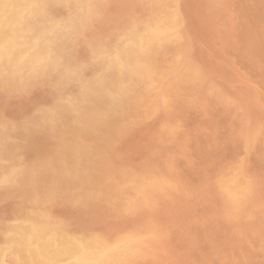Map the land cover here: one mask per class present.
I'll use <instances>...</instances> for the list:
<instances>
[{"label":"rangeland","instance_id":"374dc122","mask_svg":"<svg viewBox=\"0 0 264 264\" xmlns=\"http://www.w3.org/2000/svg\"><path fill=\"white\" fill-rule=\"evenodd\" d=\"M44 1H45V4L47 3L46 4L47 6H45ZM50 1L51 0H42L43 2L42 3L41 0H37V1L36 0H28V1L26 0H18V1L17 0H4V1L0 0V41L2 42V44L0 42V48H1L0 49V56H1L0 61L1 62L4 61V63L0 62V65L1 64L3 65L0 67V87H1L0 88V118H1L0 119V137L3 136L2 139L0 138V140H2L0 142V152L4 151L3 153L2 152L0 153V162H1L0 163L1 164L0 165V174H1L0 176L1 177L0 178V199L2 200L0 201V239H1L0 240V264H25L24 259L19 256V252H18L19 240L23 236L24 238L29 236L27 238L29 241H31L30 235L34 236V234L38 233L39 227H40V230H45L46 228H51L54 230L56 229L57 232L61 235L74 237V238L78 237V239L87 238V236L88 238H91L94 235V237H92L91 240L95 238V240L93 239L92 241L103 250L104 252L103 260L104 262L107 261L105 262V264H108V263L109 264H115V263L116 264H264V104H263L264 103V53H263L264 52L263 50L264 40H262L264 39V26H263L264 25L263 24L264 23V0H245V1L244 0H212V1L211 0H195V1L194 0H179L180 3L177 0L176 1L175 0H172V1L171 0H168V1L160 0L162 3L158 2L159 0H157L159 4L156 3V0H145V1L144 0H76V1L75 0H66V1L65 0L64 1L63 0H52L51 2ZM85 1H86V4H85ZM22 3L24 4L26 3L27 5L29 4L28 5L29 7L24 4L22 6ZM70 4H72L73 6ZM247 5H252V6H247ZM70 6L71 8L72 7L73 8L71 9ZM176 7L177 9H174ZM21 8H24V9H21ZM155 8L157 11L154 10ZM166 8L168 11L166 10ZM58 9L60 11H58ZM171 9L173 12L171 11ZM219 9H221V11ZM37 10L39 12H37ZM77 10H80V11H77ZM85 10H87L88 12ZM257 10H260L261 12ZM253 11L254 12L256 11V13H254ZM150 12L151 14H149ZM14 13L15 15H13ZM79 13H81L80 19L78 17ZM83 13L84 14L86 13V14L83 15ZM58 15H59V19H58ZM247 15L251 19L247 18ZM250 15L255 18H252ZM81 16H83L84 19ZM178 16H180L181 18ZM171 17H174V18L172 19ZM212 18L214 20L216 19L217 21L215 20L216 21L215 22ZM71 19L72 21H70ZM45 21H46V24H45ZM137 21H140V22H137ZM75 22L77 23L79 22V24ZM56 23H58L59 25L55 26ZM62 23L63 25L61 26ZM141 23L145 26L143 27ZM213 23H216V24H213ZM50 25L52 26V28ZM202 25L204 27H202ZM196 26H197V29H196ZM258 26L260 28H258ZM78 27L80 28L79 30H78ZM86 27H88L87 28L88 30L86 29ZM161 27L163 28V30ZM37 28H39L38 32H37ZM138 28H140L141 30ZM191 28L196 30L194 31L195 34L193 32V29ZM248 28H250V30ZM170 29H172L173 31ZM115 30H117V32ZM177 30L180 33L177 32ZM206 30L208 31V33ZM90 31L92 34L90 33ZM174 31H176V33ZM250 31L252 33L254 31L255 32L252 35ZM39 33H41L42 35H40ZM76 33L78 34L79 37L76 36L77 35ZM53 34L56 36L55 38H53V41H50L52 40V37H54ZM99 34L102 35L103 37L99 36ZM182 34H183V37L181 36ZM186 34L188 35L187 36L188 38L186 37ZM111 35L112 37H110ZM142 35H144V37ZM98 36H99V39L101 40L100 42H98L99 40ZM129 36L130 38H132V40L130 38H129L130 40L127 38ZM66 37L69 39H67ZM92 37L95 39V41L93 40ZM18 38L20 40H15ZM56 38L57 39L59 38V39L57 40ZM179 38L181 39V41ZM156 39H159L160 41ZM87 40L89 41V43L86 42ZM127 40L129 41L127 42ZM143 40L145 42H143ZM46 41H48V43ZM120 41L121 42L124 41V42L121 43ZM40 42L44 44L42 45V43ZM118 42L120 44H118ZM22 43H23V46H22ZM141 43L145 47L141 49L142 51L140 50V48L142 47ZM159 43L160 45H158ZM45 44H47V46ZM77 44H78V47H77ZM81 44H84V45L81 46ZM90 44H92L93 47ZM127 44L129 46H127ZM44 46L45 48H43ZM112 46L114 49L111 48ZM160 46L162 47L159 48ZM100 47H103L104 49ZM119 47L120 49L124 47L125 49L124 48L123 49L125 51L128 50V53L126 52L125 54L124 50L123 49L120 50ZM163 47H164V50H161L163 49ZM59 48H62V49H59ZM194 48H196L195 51H194ZM45 49H48V51H46L45 52L46 55L42 57L41 55L44 54L43 50ZM89 49H92V51H90ZM111 49L115 51L112 52ZM144 50L147 51V55L144 52ZM26 51H27V54H25ZM103 51H104V56H102ZM197 51L199 53H197ZM117 52L119 54H117ZM163 52L166 55H164ZM38 53L40 56H38ZM50 53L51 55H49ZM131 53H133V55H137L138 53L139 56H135L134 58V56ZM148 53L151 55L149 56ZM128 54L131 55V57ZM144 54L146 56V59L144 58L145 56H143ZM192 54H194V56ZM53 55H55L56 57ZM189 55L190 56L192 55V56L188 58ZM33 56L35 58H33ZM46 56L49 61L47 60ZM73 56L75 57L74 59H73ZM53 57L56 59L58 58V59L56 60ZM91 57H93V59H91ZM163 57H164V60H163ZM16 58L17 60H15ZM114 58L115 59L117 58L118 61H121V62H117V59L115 60ZM120 58L121 60H119ZM140 58L145 59V60L141 61ZM26 59H29V61ZM80 59H82L83 61ZM188 59H190V62ZM13 60H15V64ZM66 60L68 61L66 62ZM92 60L93 61L95 60V61L93 62ZM123 60L124 61L126 60V61L124 62ZM198 60L201 62H198ZM44 61L46 62L48 61V63ZM145 61L147 62L146 63L147 65H145ZM101 62H103V64ZM105 62L108 63L109 65L105 64ZM16 63L17 65H20V64L23 65L24 63V65H28V67L25 69H19V67L13 66V65H16ZM69 63L71 66L69 65ZM85 63L86 65H84ZM139 63L141 64L139 65ZM42 64L43 65L47 64L48 66L47 67L41 66ZM90 64H92V66H90ZM96 64L98 65L96 66ZM111 64H112V67H111ZM142 64L143 66H145V68L142 66ZM37 65H40V66L38 67ZM56 65L59 67V70ZM164 65L165 67H163ZM200 65H202L205 68V70ZM116 66L119 69H117ZM159 66L161 67V69L159 68ZM176 66L177 67L179 66L178 69ZM184 66L187 68H185ZM36 67H38L39 69ZM46 68H48V70H46ZM81 68H82V71L80 70ZM120 68L123 70L122 72ZM15 69H17V71ZM70 69L72 70V72H70L71 71ZM158 69L161 70V72L158 71ZM42 71L44 72V75L42 74L43 73ZM140 71L143 72L144 75H142L143 73L141 74ZM97 72H100V73H97ZM156 72L157 73L159 72V73L157 74ZM162 72L165 74H163ZM194 72L197 74H195ZM40 73L42 74V76L40 75ZM52 74H54L55 76L54 75L51 76ZM189 74L190 75L192 74V75L190 76ZM79 75L81 76L79 77ZM128 75H131V76H128ZM55 77H57L56 80H55ZM107 77H109V79H107ZM6 78H8L7 82H6ZM114 78L117 80L115 81ZM118 80H121L122 82L121 81L118 82ZM129 80L130 82H128ZM16 81H18V83ZM24 82H27V83H24ZM54 82L56 84L61 83V87H60V84H58L59 86L58 87L57 85H55ZM62 82L64 83V85ZM113 82L114 84H112ZM117 82L118 84L120 85L123 84V85L120 87V85H118ZM18 84L19 86H21L20 89H19ZM86 84L87 85L89 84V86H87ZM71 85H74V86L71 87ZM99 85H101V87ZM155 85L157 87H154ZM188 85L189 87H187ZM15 86L18 88H15ZM28 86L29 88H27ZM86 86L88 87V89ZM138 86L140 87L139 89H137ZM9 88L10 90H8ZM53 88H55L54 91H53ZM169 88L171 89L172 92L170 91ZM118 89L120 91H118ZM88 90L89 91L91 90V91L89 92ZM132 90H133L134 95L132 93ZM135 90L136 92L137 91L138 92L136 93ZM149 90H152V91H149ZM158 90L160 91V93ZM122 92L123 94H121L120 96L119 94ZM140 92H141V95H139ZM94 93L96 94V96H94L95 95ZM116 93L118 96L116 95ZM162 93L163 95H161ZM64 94H67V95H64ZM104 95L106 96V98ZM145 95L147 96L145 97ZM101 96L105 99H103ZM128 96L129 97L132 96V97L128 99L129 98ZM163 96H164V99H163ZM108 97H110V99ZM115 97L117 99H115ZM135 97L137 99H135ZM124 98L126 100H124ZM172 98L176 99L178 102L176 100H173ZM162 100L164 102L163 105L161 104ZM87 101L89 102L91 101L90 103L92 105ZM172 101L173 103H171ZM56 103H58L59 105H57ZM83 103L88 104L87 106L89 107H87ZM61 104L64 106V108ZM112 104L114 105L112 106ZM167 104L168 105L171 104V106L170 105L168 106ZM117 105H118V108H117V111H115L116 109L114 108H116L115 106ZM58 106L60 107L58 108ZM164 106H166L167 108ZM111 107L113 110L111 109ZM177 107H178V110H177ZM60 109H62V111H60ZM110 110L112 111L110 112ZM149 110L154 112V113L152 112L153 115ZM156 110H157V113H156ZM63 111H66L68 113L63 112ZM69 112H70V115H69ZM87 112H89V115ZM64 113H66L67 115ZM5 114L6 116H4ZM61 114L63 116L65 115V117L63 118ZM73 115L74 116L77 115V116L74 117ZM96 115H97V118L99 117L100 118L97 119ZM104 115H107V116H104ZM131 115H132V118L130 117ZM81 117L83 120L81 119ZM36 118H38L37 121H36ZM73 118L76 120H74ZM113 119L114 120L116 119V120L113 121ZM95 120H97V122ZM27 121L29 123H27ZM87 121L90 123H86ZM118 122L119 124H121V122L123 123L121 124L123 126V129L120 130L122 126L117 124ZM169 122L170 123L172 122V123L170 124ZM75 123H77L76 124L77 126H75ZM174 124L177 126H174ZM53 125H54V128H53ZM96 125L98 126L96 127ZM130 125H132V127ZM35 127L36 128L38 127L37 130ZM163 127L165 128V130L163 129ZM19 130H21V132ZM49 130H51V132ZM88 130H90L89 133H88ZM101 130L102 131L104 130L103 133L101 132ZM110 131L112 134L110 133ZM167 131L168 133H166ZM170 131H171V134H169ZM47 132L49 134H47ZM114 132H115V136L113 135ZM173 132L174 134H172ZM7 133L9 135H7ZM95 133L97 136L95 135ZM68 136L69 137L71 136V137L69 138ZM108 136L109 138L107 139L106 137ZM39 137H41L42 139ZM45 137L46 138L48 137L47 140ZM121 137L123 138V140ZM58 138H61V139H58ZM62 139L64 142L62 141ZM22 146L25 147L26 149L23 148ZM110 146L112 147L114 146V147L111 148ZM124 146L126 148H124ZM95 149L96 150L100 149L101 152L99 151L96 152ZM95 152L97 153V155H94L96 154ZM53 153L55 155H53ZM2 154H4L3 157H2ZM31 156H33L32 159H31ZM17 159L19 161L15 162L17 161ZM82 159L84 160V162ZM71 160L73 161L74 165L71 164L72 163ZM42 162L44 163V165H42ZM58 162H60L62 166ZM72 166L75 168H73ZM96 166H99L100 170ZM130 166H132V168ZM48 167L50 169H53L51 170L52 173L48 169ZM79 167L80 169H78ZM88 168H90L91 170ZM138 168L140 169V171ZM143 168L144 169L146 168V169L144 170ZM116 171H118L117 174H116ZM109 173H111L112 175L110 174V176H108ZM103 174L104 175L106 174L107 176V177L104 176L106 177L105 179L103 177ZM80 175H81V178H80ZM93 176L94 178L92 179ZM125 176L126 178H124ZM71 177H72V180H71ZM51 178L53 181L51 180ZM75 179L76 181H74ZM101 181H103V183ZM44 182L46 186L44 185ZM49 184L50 186L47 187V185ZM77 185H80V186L77 187ZM39 186L41 187L39 188ZM44 186L46 188H44ZM232 186H234L235 188ZM239 186L241 187V189L239 188ZM62 187L63 188L65 187V188L63 189ZM128 187L129 188L131 187V189H129ZM230 189L233 191V193ZM248 189H250V191ZM50 190L52 191L50 192ZM40 191L42 192V194ZM83 191L86 194L87 193L88 194L86 195ZM103 193H105L104 196H103ZM49 194L52 196H49ZM247 195L248 196L250 195L251 197L249 196L250 197L249 198ZM43 196H44V199H41L40 197L43 198ZM45 196H47L48 198H46ZM145 196L149 197V199L146 198ZM142 197H143V200H142ZM247 198H248V201H247ZM41 200H45V201L43 202ZM82 201H83V204H81ZM150 201L152 203H150ZM243 202L246 203V206L245 204H243ZM102 204L103 205L106 204V205L103 206ZM119 204H120V207H118ZM125 204L127 205L125 206ZM226 205H228V207H226ZM22 209H25V210H22ZM53 209H55V211ZM27 215L31 216L32 219L31 217ZM36 216L38 219L36 218ZM41 220H43L44 222H41ZM79 221L82 222L81 225ZM44 223H47L48 225ZM49 224L52 225L53 227L50 226ZM152 225L153 227H151ZM75 226L78 228V230ZM12 228L16 230H13ZM73 228L76 230H74ZM147 231L148 233L152 231L150 232L151 235L147 234ZM75 232H77V234H74ZM154 234L156 235L153 237ZM145 235L147 238L145 237ZM135 238L139 241V243ZM148 238H150V240ZM151 238H153V241ZM127 240H130V241H127ZM141 240L143 243L141 242ZM123 241L126 242L127 246L129 245L130 247L128 246L126 248V243H124ZM133 241L137 243H134ZM145 241H148V242H145ZM121 244L122 246H124L123 248L121 246V249L124 251L120 249ZM134 244H136L137 246ZM144 245H148V246L144 247ZM131 247H132L131 249L132 251L130 250ZM146 247H148L147 248L148 250L146 249ZM117 249L118 251H120L119 253L116 252ZM107 252H110V254L108 253L109 255H107ZM130 252L134 254L131 256L130 254L132 253ZM111 253L112 254L114 253V255H112ZM113 258H115V260H113ZM118 259L120 260L117 261ZM92 260L94 264H98L99 262L97 258L92 259ZM70 261L72 264H78L77 258H72Z\"/></svg>","mask_w":264,"mask_h":264},{"label":"bare ground","instance_id":"6f19581e","mask_svg":"<svg viewBox=\"0 0 264 264\" xmlns=\"http://www.w3.org/2000/svg\"><path fill=\"white\" fill-rule=\"evenodd\" d=\"M3 1H4V0H3ZM17 1H18V0H17ZM26 1H28V0H26ZM36 1H37V0H36ZM51 1H52V0H51ZM51 1H50V2H51ZM63 1H64V0H63ZM65 1H66V0H65ZM75 1H76V0H75ZM144 1H145V0H144ZM144 1H143V2H144ZM167 1H168V0H167ZM171 1H172V0H171ZM175 1H176V0H175ZM177 1L179 2V0H177ZM194 1H195V0H194ZM211 1H212V0H211ZM244 1H245V0H244ZM34 2H35V1H34ZM41 2H42V0H41ZM46 2H47V1H46ZM50 2H49V3H50ZM140 2H141V1H140ZM147 2H148V1H147ZM153 2H154V1H153ZM158 2L162 3L160 0H159ZM158 2H157V0H156V3H158ZM164 2H165V1H164ZM183 2H184V1H183ZM1 3H3V2H1ZM28 3H29V2H28ZM36 3H38V2H36ZM42 3H43V2H42ZM42 3H41V4H42ZM56 3H57V1H56ZM58 3H59V2H58ZM69 3H70V2H69ZM76 3H78V2H76ZM80 3H81V2H80ZM90 3H91V1H90ZM104 3H105V2H104ZM149 3H150V2H149ZM156 3H155V4H156ZM169 3H170V2H169ZM169 3H168V4H169ZM179 3H180V2H179ZM205 3H206V2H205ZM244 3H245V2H244ZM11 4H12V3H11ZM15 4H16V3H15ZM23 4H24V3H22V6H23ZM41 4H39V5H41ZM44 4H45V1H44ZM46 4H47V3H46ZM46 4H45V6H47ZM85 4H86V1H85ZM153 4H154V3H153ZM153 4H152V5H153ZM158 4H159V3H158ZM203 4H204V3H203ZM1 5H2V4H1ZM3 5H4V4H3ZM13 5H14V4H13ZM24 5H27V4L25 3ZM28 5H29V4H28ZM28 5H27V6H28ZM51 5H53V4H51ZM54 5H55V4H54ZM64 5H65V4H64ZM70 5H72V4H70ZM75 5H76V4H75ZM79 5H80V4H79ZM90 5H91V4H90ZM93 5H94V4H93ZM149 5H150V4H149ZM149 5H148V6H149ZM152 5H151V6H152ZM160 5H161V4H160ZM165 5H166V3H165ZM172 5H173V4H172ZM195 5H196V4H195ZM195 5H194V6H195ZM205 5H206V4H205ZM205 5H204V6H205ZM209 5H210V4H209ZM209 5H208V6H209ZM244 5H245V4H244ZM9 6H10V5H9ZM45 6H43V7H45ZM55 6H56V5H55ZM72 6H73V5H72ZM76 6H77V5H76ZM107 6H108V5H107ZM161 6H162V5H161ZM163 6H164V5H163ZM176 6H177V5H176ZM227 6H228V5H227ZM247 6H252V5H247ZM247 6H246V8H247ZM25 7H26V6H25ZM28 7H29V6H28ZM41 7H42V6H41ZM61 7H62V6H61ZM98 7H99V6H98ZM146 7H147V6H146ZM164 7H165V6H164ZM164 7H163V9H164ZM169 7H170V6H169ZM174 7H175V6H174ZM39 8H40V7H39ZM48 8H49V7H48ZM56 8H57V7H56ZM70 8H71V6H70ZM72 8H73V7H72ZM72 8H71V9H72ZM76 8H77V7H76ZM76 8H74V9H76ZM90 8H91V7H90ZM149 8H150V7H149ZM157 8H158V6H157ZM167 8H168V7H167ZM167 8H166V10H167ZM195 8H196V7H195ZM203 8H205V7H203ZM203 8H202V9H203ZM21 9H24V8H21ZM25 9H26V8H25ZM42 9H43V8H42ZM94 9H95V8H94ZM97 9H98V8H97ZM102 9H103V8H102ZM160 9H161V8H160ZM169 9H170V8H169ZM174 9H177V7L174 8ZM189 9H190V8H189ZM199 9H200V8H199ZM250 9H251V8H250ZM259 9H261V8H259ZM1 10H2V9H1ZM9 10H11V9H9ZM47 10H49V9H47ZM87 10H88V9H87ZM87 10H85V11H87ZM154 10L157 11L156 8H155ZM166 10H165V11H166ZM195 10H196V9H195ZM197 10H198V9H197ZM219 10L221 11V9H219ZM262 10H263V9H262ZM5 11H6V10H5ZM40 11H41V9H40ZM43 11H44V10H43ZM58 11H60V10L58 9ZM77 11H80V10H77ZM82 11H83V10H82ZM145 11H146V10H145ZM145 11H144V12H145ZM148 11H149V10H148ZM152 11H153V10H152ZM162 11H163V10H162ZM167 11H168V10H167ZM171 11H172V9H171ZM177 11H178V10H177ZM248 11H249V10H248ZM257 11H260V10H257ZM1 12H2V11H1ZM7 12H8V11H7ZM21 12H22V11H21ZM37 12H39V11L37 10ZM61 12H63V11H61ZM65 12H66V11H65ZM74 12H76V11H74ZM87 12H88V11H87ZM163 12H164V11H163ZM169 12H170V10H169ZM172 12H173V11H172ZM184 12H185V11H184ZM195 12H196V11H195ZM218 12H219V11H218ZM253 12H254V11H253ZM260 12H261V11H260ZM15 13H16V12H15ZM15 13H14L13 15H15ZM17 13H18V12H17ZM33 13H34V11H33ZM44 13H45V12H44ZM47 13H48V12H47ZM57 13H58V12H57ZM147 13H148V12H147ZM177 13H178V12H177ZM179 13H180V12H179ZM202 13H203V12H202ZM222 13H223V12H222ZM234 13H235V12H234ZM246 13H247V12H246ZM246 13H245V14H246ZM248 13H249V12H248ZM254 13H256V11H255ZM26 14H27V13H26ZM28 14H29V13H28ZM76 14H77V13H76ZM80 14H81V13H79V16H78L79 19H80ZM85 14H86V13H85ZM85 14L83 13V15H85ZM103 14H104V12H103ZM149 14H151V12H150ZM153 14H154V13H153ZM153 14H152V15H153ZM167 14H168V13H167ZM184 14H185V13H184ZM189 14H190V13H189ZM197 14H198V13H197ZM210 14H211V13H210ZM259 14H260V13H259ZM262 14H263V12H262ZM1 15H2V14H1ZM62 15H63V14H62ZM74 15H75V14H74ZM92 15H93V14H92ZM96 15H97V14H96ZM169 15H170V14H169ZM206 15H207V14H206ZM216 15H217V14H216ZM252 15H253V13H252ZM34 16H35V15H34ZM53 16H55V15H53ZM88 16H89V14H88ZM98 16H99V15H98ZM201 16H202V15H201ZM250 16H251V15H250ZM256 16H257V14H256ZM260 16H261V15H260ZM14 17H15V16H14ZM27 17H28V16H27ZM36 17H37V16H36ZM56 17H57V16H56ZM81 17L83 18V16H81ZM92 17H94V16H92ZM131 17H133V16H131ZM131 17H130V18H131ZM137 17H138V16H137ZM153 17H154V16H153ZM153 17H152V18H153ZM176 17H177V16H176ZM178 17H180V16H178ZM183 17H184V16H183ZM205 17H206V16H205ZM218 17H219V16H218ZM221 17H222V16H221ZM251 17H252V16H251ZM12 18H13V17H12ZM25 18H26V17H25ZM31 18H32V17H31ZM41 18H42V17H41ZM44 18H45V17H44ZM44 18H43V19H44ZM63 18H64V17H63ZM75 18H76V17H75ZM86 18H87V17H86ZM138 18H139V17H138ZM145 18H146V17H145ZM168 18H169V16H168ZM171 18L173 19L174 17H171ZM180 18H181V17H180ZM216 18H217V17H216ZM247 18H250V17H248V15H247ZM252 18H255V17H252ZM258 18H259V17H258ZM3 19H5V18H3ZM3 19H2V20H3ZM23 19H24V18H23ZM28 19H29V18H28ZM38 19H39V18H38ZM46 19H48V18H46ZM58 19H59V15H58ZM67 19H68V18H67ZM83 19H84V18H83ZM83 19H82V20H83ZM91 19H92V18H91ZM94 19H95V18H94ZM101 19H102V17H101ZM101 19H100V20H101ZM205 19H206V18H205ZM212 19H213V18H212ZM220 19H221V18H220ZM224 19H225V18H224ZM224 19H223V20H224ZM250 19H251V18H250ZM6 20H7V19H6ZM19 20H20V19H19ZM56 20H57V19H56ZM60 20H61V19H60ZM68 20H69V19H68ZM74 20H76V19H74ZM87 20H89V19H87ZM92 20H93V19H92ZM137 20H138V19H137ZM143 20H144V19H143ZM159 20H160V19H159ZM206 20H207V19H206ZM213 20H214V19H213ZM215 20H216V19H215ZM215 20H214V21H215ZM252 20H254V19H252ZM256 20H257V19H256ZM256 20H255V21H256ZM25 21H27V20H25ZM31 21H32V20H31ZM35 21H36V20H35ZM46 21H47V20H46ZM46 21H45V24H46ZM52 21H53V19H52ZM70 21H72V19H71ZM70 21H69V22H70ZM77 21H78V20H77ZM85 21H86V20H85ZM126 21H127V20H126ZM181 21H182V20H181ZM216 21H217V20H216ZM216 21H215V22H216ZM261 21H262V20H261ZM4 22H5V21H4ZM16 22H17V21H16ZM19 22H20V21H19ZM82 22H83V21H82ZM95 22H96V21H95ZM95 22H94V23H95ZM98 22H99V21H98ZM137 22H140V21H137ZM172 22H174V21H172ZM185 22H186V21H185ZM199 22H200V21H199ZM206 22H207V21H206ZM251 22H253V21H251ZM8 23H9V22H8ZM14 23H15V22H14ZM21 23H22V22H21ZM21 23H19V24H21ZM30 23H31V22H30ZM75 23H77V22H75ZM75 23H74V25H75ZM94 23H93V24H94ZM133 23H134V22H133ZM143 23H144V22H143ZM182 23H184V22H182ZM190 23H191V22H190ZM190 23H189V24H190ZM208 23H209V22H208ZM259 23H260V22H259ZM45 24H44V25H45ZM54 24H55V23H54ZM70 24H71V23H70ZM77 24H79V22H78ZM86 24H87V23H86ZM89 24H90V23H89ZM93 24H92V26H93ZM128 24H129V23H128ZM141 24H142V23H141ZM179 24H180V23H179ZM192 24H193V23H192ZM203 24H204V23H203ZM213 24H216V23H213ZM217 24H218V23H217ZM254 24H255V23H254ZM256 24H257V23H256ZM263 24H264V23H263ZM5 25H6V24H5ZM26 25H27V24H26ZM32 25H33V24H32ZM44 25H42V26H44ZM47 25H48V24H47ZM58 25H59V24L56 23L55 26H58ZM62 25H63V23L61 24V26H62ZM64 25H66V24H64ZM71 25H72V24H71ZM90 25H91V24H90ZM142 25H143V24H142ZM161 25H162V24H161ZM181 25H182V24H181ZM250 25H251V24H250ZM252 25H253V24H252ZM13 26H14V25H13ZM28 26H29V24H28ZM50 26H51V25H50ZM69 26H70V25H69ZM84 26H85V25H84ZM88 26H89V25H88ZM123 26H124V25H123ZM125 26H126V25H125ZM128 26H129V25H128ZM144 26H145V25H143V27H144ZM200 26H201V25H200ZM205 26H206V25H205ZM263 26H264V25H263ZM26 27H27V26H26ZM47 27H48V26H47ZM81 27H83V26H81ZM90 27H91V26H90ZM121 27H122V26H121ZM121 27H120V28H121ZM139 27H140V26H139ZM150 27H151V26H150ZM158 27H159V26H158ZM162 27H163V26H162ZM162 27H161V28H162ZM202 27H204V26L202 25ZM211 27H212V26H211ZM211 27H210V29H211ZM216 27H217V26H216ZM249 27H250V26H249ZM254 27H255V26H254ZM20 28H21V27H20ZM41 28H42V27H41ZM51 28H52V26H51ZM65 28H66V27H65ZM67 28H68V27H67ZM87 28H88V27H86V29H87ZM96 28H97V27H96ZM126 28H127V27H126ZM183 28H184V27H183ZM183 28H182V29H183ZM185 28H186V27H185ZM221 28H222V27H221ZM255 28H256V27H255ZM258 28H260V27L258 26ZM262 28H263V27H262ZM3 29H4V28H3ZM38 29H39V28H37V32H38ZM53 29H54V27H53ZM76 29H77V28H76ZM79 29H80V28L78 27V30H79ZM93 29H94V28H93ZM116 29H117V28H116ZM128 29H129V28H128ZM136 29H137V27H136ZM138 29H140V28H138ZM142 29H143V28H142ZM176 29H178V28H176ZM191 29H193V28H191ZM196 29H197V26H196ZM218 29H219V28H218ZM218 29H217V30H218ZM223 29H224V28H223ZM248 29L250 30V28H248ZM20 30H21V29H20ZM20 30H19V31H20ZM40 30H42V29H40ZM51 30H52V29H51ZM59 30H60V29H59ZM74 30H75V28H74ZM87 30H88V29H87ZM91 30H92V29H91ZM122 30H123V29H122ZM140 30H141V29H140ZM145 30H146V29H145ZM162 30H163V28H162ZM170 30H172V29H170ZM11 31H12V30H11ZM11 31H10V33H11ZM14 31H15V30H14ZM27 31H28V30H27ZM34 31H36V30H34ZM47 31H49V30H47ZM47 31H46V33H47ZM63 31H64V29H63ZM93 31H94V30H93ZM115 31L117 32V30H115ZM120 31H121V30H120ZM129 31H130V30H129ZM133 31H134V30H133ZM135 31H136V30H135ZM157 31H158V30H157ZM159 31H160V30H159ZM172 31H173V30H172ZM184 31H185V30H184ZM194 31H196V30L193 29V32H194ZM206 31H207V30H206ZM262 31H263V30H262ZM21 32H22V31H21ZM21 32H20V33H21ZM37 32H36V33H37ZM67 32H68V30H67ZM75 32H76V31H75ZM84 32H86V31H84ZM94 32H95V31H94ZM111 32H112V31H111ZM124 32H125V30H124ZM136 32H137V31H136ZM142 32H143V30H142ZM142 32H141V33H142ZM174 32L176 33V31H174ZM177 32H179V31L177 30ZM188 32H189V31H188ZM250 32H251V31H250ZM254 32H255V31H254ZM254 32H253V33H254ZM27 33H28V32H27ZM49 33H50V32H49ZM58 33H59V32H58ZM73 33H74V32H73ZM73 33H72V34H73ZM87 33H88V32H87ZM90 33H91V31H90ZM109 33H110V32H109ZM109 33H108V34H109ZM169 33H170V32H169ZM179 33H180V32H179ZM207 33H208V31H207ZM251 33H252V32H251ZM251 33H250V34H251ZM253 33H252V35H253ZM256 33H257V32H256ZM258 33H259V32H258ZM13 34H14V33H13ZM15 34H16V33H15ZM22 34H23V33H22ZM39 34L42 35L41 33H39ZM54 34H55V33H54ZM54 34H53V35H54ZM59 34H60V33H59ZM63 34H64V33H63ZM67 34H68V33H67ZM76 34H77V33H76ZM91 34H92V33H91ZM105 34H107V33H105ZM119 34H120V32H119ZM122 34H124V33H122ZM127 34H128V33H127ZM151 34H152V33H151ZM194 34H195V32H194ZM196 34H197V33H196ZM4 35H5V34H4ZM4 35H3V36H4ZM46 35H47V34H46ZM64 35H65V34H64ZM73 35H74V34H73ZM109 35H110V34H109ZM109 35H108V36H109ZM157 35H158V34H157ZM161 35H162V33H161ZM169 35H170V34H169ZM214 35H215V34H214ZM228 35H229V34H228ZM252 35H251V36H252ZM262 35H263V34H262ZM55 36H56V35H54V37H52V40H50V41H53V38H55ZM57 36H58V35H57ZM65 36H66V35H65ZM65 36H64V37H65ZM76 36H78V34H77ZM91 36H92V35H91ZM99 36H102V35L99 34ZM99 36H98V39H99ZM130 36H131V35H130ZM130 36L127 37V38L129 39ZM138 36H139V34H138ZM142 36L144 37V35H142ZM146 36H147V35H146ZM170 36H171V35H170ZM181 36L183 37V34H182ZM187 36H188V35L186 34V37H187ZM257 36H258V35H257ZM257 36H256V37H257ZM13 37H14V36H13ZM42 37H43V36H42ZM78 37H79V36H78ZM95 37H96V36H95ZM102 37H103V36H102ZM110 37H112V35H111ZM117 37H118V36H117ZM120 37H121V36H120ZM131 37H132V36H131ZM143 37H142V39H143ZM168 37H169V36H168ZM182 37H180V38H182ZM191 37H192V36H191ZM195 37H196V35H195ZM3 38H4V37H3ZM14 38H15V37H14ZM20 38H21V37H20ZM59 38H60V37H59ZM59 38H58V39H59ZM66 38H67V37H66ZM71 38H72V37H71ZM71 38H70V39H71ZM84 38H85V37H84ZM92 38H93V37H92ZM104 38H105V37H104ZM104 38H103V39H104ZM108 38H109V37H108ZM118 38H119V37H118ZM123 38H124V37H123ZM127 38H126V39H127ZM136 38H138V37H136ZM139 38H140V37H139ZM180 38H179V39H180ZM187 38H188V37H187ZM5 39H6V38H5ZM39 39H40V37H39ZM56 39H57V38H56ZM58 39H57V40H58ZM67 39H69V38H67ZM75 39H76V38H75ZM86 39H87V37H86ZM106 39H107V38H106ZM109 39H110V38H109ZM124 39H125V38H124ZM130 39L132 40V38H130ZM130 39H129V40H130ZM162 39H163V38H162ZM182 39H184V38H182ZM192 39H193V38H192ZM15 40H20V39L18 38V39H15ZM22 40H23V39H22ZM22 40H21V41H22ZM73 40H74V39H73ZM93 40L95 41L94 38H93ZM104 40H105V39H104ZM118 40H119V39H118ZM129 40H127V42H128ZM156 40H159V39H156ZM186 40H187V39H186ZM198 40H199V39H198ZM262 40H264V39H262ZM24 41H25V40H24ZM44 41H45V40H44ZM44 41H43V42H44ZM54 41H55V40H54ZM62 41H64V40H62ZM75 41H76V40H75ZM75 41H74V42H75ZM77 41H78V40H77ZM84 41H85V40H84ZM91 41H92V40H91ZM91 41H90V42H91ZM100 41H101V40L99 39L98 42H100ZM106 41H107V40H106ZM112 41H113V40H112ZM154 41H155V39H154ZM154 41H152V42H154ZM159 41H160V40H159ZM170 41H171V40H170ZM180 41H181V39H180ZM0 42H1V41H0ZM10 42H11V41H10ZM13 42H14V41H13ZM35 42H36V41H35ZM46 42L48 43V41H46ZM86 42L89 43L88 40H87ZM102 42H103V40H102ZM102 42H101V43H102ZM120 42H121V41H120ZM123 42H124V41H123ZM123 42H121V43H123ZM130 42H131V41H130ZM132 42H133V41H132ZM143 42H145V41L143 40ZM190 42H191V41H190ZM20 43H21V42H20ZM30 43H31V42H30ZM38 43H39V42H38ZM40 43H42V42H40ZM65 43H66V41H65ZM77 43H78V42H77ZM82 43H83V42H82ZM106 43H107V42H106ZM139 43H140V42H139ZM171 43H173V42H171ZM181 43H182V42H181ZM191 43H192V42H191ZM1 44H2V42H1ZM43 44H44V43H42V45H43ZM50 44H51V43H50ZM50 44H48V45H50ZM58 44H59V42H58ZM62 44H63V42H62ZM69 44H70V43H69ZM73 44H75V43H73ZM93 44H94V43H93ZM96 44H97V43H96ZM114 44H115V43H114ZM118 44H120V43L118 42ZM124 44H125V43H124ZM150 44H151V43H150ZM156 44H157V43H156ZM156 44H155V45H156ZM178 44H179V43H178ZM186 44H187V43H186ZM10 45H11V44H10ZM45 45L47 46V44H45ZM54 45H55V44H54ZM54 45H53V46H54ZM82 45H84V44H81V46H82ZM90 45H92V44H90ZM97 45H98V44H97ZM122 45H123V44H122ZM138 45H140V44H138ZM141 45H142V47L140 48V50L143 49V47H144L142 43H141ZM144 45H145V44H144ZM147 45H148V44H147ZM152 45H153V43H152ZM158 45H160V43H159ZM198 45H200V44H198ZM8 46H9V45H8ZM11 46H12V45H11ZM16 46H17V45H16ZM22 46H23V43H22ZM34 46H35V45H34ZM36 46H37V45H36ZM72 46H73V45H72ZM72 46H71V48H72ZM94 46H96V45H94ZM99 46H100V45H99ZM103 46H104V45H103ZM115 46H116V45H115ZM127 46H129V45L127 44ZM262 46H263V45H262ZM2 47H4V46H2ZM13 47H15V46H13ZM58 47H59V46H58ZM77 47H78V44H77ZM77 47H76V48H77ZM86 47H87V46H86ZM90 47H91V46H90ZM92 47H93V45H92ZM107 47H108V45H107ZM116 47H117V46H116ZM120 47H121V45H120ZM120 47H119V49H120ZM130 47H131V46H130ZM161 47H162V46H160L159 48H161ZM164 47H165V46H164ZM164 47H163V49H161V50H164ZM170 47H171V46H170ZM176 47H177V46H176ZM178 47H179V46H178ZM196 47H197V46H196ZM263 47H264V46H263ZM7 48H8V47H7ZM18 48H19V47H18ZM25 48H26V47H25ZM32 48H33V47H32ZM43 48H45V46H44ZM50 48H51V47H50ZM97 48H98V47H97ZM100 48L104 49L103 47H100ZM111 48H113V46H112ZM123 48H124V47H122L121 49H123ZM144 48H145V47H144ZM147 48H148V47H147ZM172 48H174V47H172ZM172 48H171V49H172ZM0 49H1V48H0ZM13 49H14V48H13ZM13 49H12V50H13ZM53 49H54V47H53ZM59 49H62V48H59ZM66 49H67V48H66ZM113 49H114V48H113ZM117 49H118V48H117ZM119 49H118V50H119ZM121 49H120V50H121ZM124 49H125V48H124ZM124 49H123V50H124ZM131 49H133V48H131ZM148 49H149V48H148ZM154 49H155V48H154ZM165 49H167V48H165ZM195 49H196V48H194V51H195ZM12 50H11V51H12ZM23 50H24V49H23ZM23 50H21V51H23ZM49 50H50V49H49ZM73 50H74V48H73ZM85 50H86V49H85ZM89 50L92 51V49H89ZM111 50H112V49H111ZM111 50H110V51H111ZM118 50H116V51H118ZM120 50H119V51H120ZM145 50H146V49H145ZM145 50H144V52H145L146 55H147V51H145ZM169 50H170V49H169ZM174 50H175V49H174ZM197 50H198V49H197ZM263 50H264V48H263ZM19 51H20V50H19ZM46 51H48V49L43 50V53H44V54L41 55L42 57H44V56L46 55V53H45ZM52 51H53V50H52ZM54 51H55V50H54ZM64 51H65V50H64ZM69 51H70V50H69ZM96 51H97V50H96ZM100 51H101V50H100ZM107 51H108V50H107ZM107 51H106V52H107ZM113 51H115V50H112V52H113ZM134 51H135V50H134ZM134 51H132V52H134ZM141 51H142V50H141ZM148 51H149V50H148ZM151 51H152V50H151ZM158 51H159V49H158ZM166 51H168V50H166ZM194 51H193V52H194ZM5 52H6V51H5ZM16 52H17V50H16ZM62 52H63V51H62ZM77 52H78V51H77ZM81 52H82V50H81ZM94 52H95V51H94ZM126 52L128 53V50H126V51L124 50V53H125V54H126ZM129 52H130V51H129ZM155 52H156V51H155ZM160 52H161V51H160ZM51 53H52V52H51ZM51 53H50L49 55H51ZM66 53H67V51H66ZM95 53H96V52H95ZM98 53H99V52H98ZM98 53H97V55H98ZM100 53H101V52H100ZM102 53H103L102 56H104V51H103ZM115 53H116V52H115ZM122 53H123V52H122ZM124 53H123V54H124ZM138 53H139V52H138ZM138 53H137V55H133V53H131V54H132V55L134 56V58H135V56H139ZM149 53H150V52H149ZM149 53H148V54H149ZM157 53H158V52H157ZM168 53H169V52H168ZM190 53H191V52H190ZM197 53H199V52L197 51ZM263 53H264V52H263ZM2 54H4V53H2ZM2 54H1V55H2ZM10 54H11V53H10ZM17 54H18V53H17ZM25 54H27V51H26ZM25 54H24V55H25ZM58 54H59V53H58ZM62 54H63V53H62ZM70 54H71V53H70ZM91 54H92V53H91ZM111 54H112V53H111ZM113 54H114V53H113ZM117 54H119V53L117 52ZM117 54H116V55H117ZM134 54H135V53H134ZM160 54H161V53H160ZM160 54H159V55H160ZM163 54H164V52H163ZM169 54H170V53H169ZM171 54H172V53H171ZM176 54H177V53H176ZM5 55H6V54H5ZM24 55H23V57H24ZM55 55H56V54H55ZM55 55H53V56H55ZM106 55H107V54H106ZM114 55H115V54H114ZM128 55H129V54H128ZM150 55H151V54H149V56H150ZM164 55H166V54H164ZM164 55H163V56H164ZM172 55H173V54H172ZM178 55H179V54H178ZM192 55L194 56V54H192ZM192 55H191V56H192ZM17 56H18V55H17ZM38 56H40L39 53H38ZM63 56H64V55H63ZM68 56H69V55H68ZM71 56H72V55H71ZM92 56H94V55H92ZM95 56H96V55H95ZM107 56H108V55H107ZM129 56L131 57V55H129ZM140 56H141V55H140ZM143 56H145V54H144ZM149 56H147V57H149ZM179 56H180V55H179ZM191 56L189 55L188 58H190ZM0 57H1V56H0ZM6 57H7V56H6ZM42 57H41V58H42ZM55 57H56V56H55ZM61 57H62V56H61ZM65 57H66V56H65ZM65 57H64V58H65ZM113 57H115V56H113ZM141 57H142V56H141ZM165 57H166V56H165ZM171 57H172V56H171ZM173 57H174V56H173ZM175 57H176V56H175ZM18 58H19V57H18ZM27 58H28V57H27ZM33 58H35V57L33 56ZM46 58H47V56H46ZM53 58H54V57H53ZM66 58H67V57H66ZM74 58H75V57L73 56V59H74ZM83 58H84V57H83ZM98 58H99V56H98ZM98 58H97V59H98ZM110 58H112V57H110ZM125 58H126V57H125ZM125 58H124V59H125ZM136 58H138V57H136ZM144 58L146 59V56H145ZM151 58H152V57H151ZM156 58H157V57H156ZM167 58H168V57H167ZM182 58H183V57H182ZM7 59H8V58H7ZM21 59H22V58H21ZM54 59H56V58H54ZM57 59H58V58H57ZM57 59H56V60H57ZM71 59H72V58H71ZM91 59H93V57H91ZM104 59H105V58H104ZM106 59H107V58H106ZM108 59H109V58H108ZM114 59H115V58H114ZM116 59H117V58H116ZM116 59H115V60H116ZM126 59H127V58H126ZM140 59H141V58H140ZM145 59H141V61H142V60H145ZM148 59H149V58H148ZM148 59H147V60H148ZM154 59H155V58H154ZM3 60H5V59H3ZM15 60H17V58H16ZM15 60H13V61H14V64H15ZM26 60L29 61V59H26ZM30 60H31V59H30ZM32 60H33V59H32ZM47 60H48V58H47ZM50 60H51V59H50ZM52 60H53V59H52ZM63 60H64V59H63ZM80 60H82V59H80ZM109 60H110V59H109ZM112 60H113V59H112ZM119 60H121V58H120ZM128 60H129V59H128ZM137 60H138V59H137ZM163 60H164V57H163ZM188 60H189V62H190V59H188ZM20 61H21V60H20ZM42 61H43V60H42ZM48 61H49V60H48ZM48 61H47V62L44 61V62L48 63ZM67 61H68V60H66V62H67ZM71 61H72V60H71ZM77 61H78V60H77ZM82 61H83V60H82ZM92 61H93V60H92ZM92 61H91V62H92ZM94 61H95V60H94ZM94 61H93V62H94ZM123 61H124V60H123ZM125 61H126V60H125ZM125 61H124V62H125ZM134 61H135V60H134ZM148 61H149V60H148ZM169 61H170V60H169ZM173 61H174V60H173ZM212 61H213V60H212ZM0 62H1V61H0ZM2 62L4 63V61H2ZM2 62H1V63H2ZM7 62H8V61H7ZM17 62H18V61H17ZM23 62H24V61H23ZM25 62H26V61H25ZM34 62H35V61H34ZM40 62H41V61H40ZM69 62H70V61H69ZM97 62H98V61H97ZM117 62H121V61H118V59H117ZM127 62H128V61H127ZM155 62H156V61H155ZM161 62H162V61H161ZM198 62H201V61L198 60ZM5 63H6V62H5ZM11 63H13V62H11ZM31 63H33V62H31ZM56 63H57V62H56ZM74 63H75V62H74ZM74 63H73V64H74ZM82 63H83V62H82ZM87 63H88V62H87ZM95 63H96V62H95ZM101 63L103 64V62H101ZM113 63H114V62H113ZM142 63H143V62H142ZM146 63H147V62L145 61V65H147ZM151 63H152V62H151ZM151 63H150V64H151ZM159 63H160V62H159ZM168 63H169V62H168ZM28 64H29V63H28ZM36 64H38V63H36ZM53 64H54V63H53ZM64 64H65V63H64ZM66 64H67V63H66ZM78 64H79V63H78ZM88 64H89V63H88ZM105 64H108V63L105 62ZM119 64H120V63H119ZM129 64H131V63H129ZM140 64H141V63H139V65H140ZM154 64H155V63H154ZM163 64H164V63H163ZM170 64H171V63H170ZM178 64H179V63H178ZM190 64H191V63H190ZM11 65H12V64H11ZM57 65H58V64H57ZM57 65H56V66H57ZM69 65H70V63H69ZM75 65H76V64H75ZM80 65H81V64H80ZM84 65H86V63H85ZM97 65H98V64H96V66H97ZM100 65H101V64H100ZM100 65H99V66H100ZM108 65H109V64H108ZM139 65H138V66H139ZM165 65H167V64H165ZM165 65H164L163 67H165ZM206 65H207V64H206ZM1 66H3V65L1 64L0 67H1ZM13 66H15V67H19V69H25V68L28 67V65H24V63H23V65H22V64L17 65V63H16V65H13ZM29 66H30V65H29ZM32 66H33V65H32ZM32 66H31V67H32ZM37 66L39 67L40 65H37ZM41 66H45V67H47L48 65H47V64H45V65L42 64ZM70 66H71V65H70ZM87 66H88V65H87ZM90 66H92V64H90ZM142 66H143V64H142ZM160 66H161V65H160ZM160 66H159V68L161 69ZM200 66H202V65H200ZM38 67H36V68H38ZM57 67H58V66H57ZM74 67H76V66H74ZM77 67H78V66H77ZM106 67H107V66H106ZM111 67H112V64H111ZM116 67H117V66H116ZM119 67H120V66H119ZM143 67L145 68V66H143ZM143 67H142V69H143ZM151 67H152V65H151ZM163 67H162V68H163ZM176 67H177V66H176ZM178 67H179V66H178ZM178 67H177V69H178ZM184 67H185V66H184ZM40 68H41V67H40ZM43 68H44V67H43ZM43 68H42V70H43ZM52 68H53V67H52ZM60 68H61V67H60ZM70 68H71V67H70ZM78 68H79V67H78ZM104 68H105V67H104ZM113 68H114V66H113ZM154 68H155V66H154ZM166 68H168V67H166ZM185 68H187V67H185ZM202 68H204V67L202 66ZM17 69H18V68H17ZM17 69H15V70L17 71ZM38 69H39V68H38ZM44 69H45V68H44ZM61 69H62V68H61ZM75 69H76V68H75ZM89 69H90V68H89ZM98 69H99V68H98ZM106 69H108V68H106ZM106 69H105V70H106ZM117 69H119V68L117 67ZM120 69H121V68H120ZM123 69H124V68H123ZM156 69H157V68H156ZM170 69H171V68H170ZM8 70H9V69H8ZM11 70H12V69H11ZM29 70H30V69H29ZM36 70H37V69H36ZM46 70H48V68H46ZM54 70H55V69H54ZM58 70H59V67H58ZM70 70H71V69H70ZM70 70H69V71H70ZM80 70L82 71V68H81ZM84 70H85V69H84ZM86 70H87V69H86ZM112 70H113V69H112ZM134 70H135V69H134ZM139 70H140V69H139ZM144 70H145V69H144ZM150 70H151V68H150ZM154 70H155V69H154ZM173 70H175V69H173ZM182 70H183V69H182ZM204 70H205V68H204ZM209 70H210V69H209ZM1 71H2V69H1ZM9 71H10V70H9ZM38 71H40V70H38ZM55 71H56V70H55ZM63 71H64V70H63ZM66 71H67V69H66ZM66 71H65V72H66ZM74 71H76V70H74ZM96 71H97V69H96ZM103 71H104V70H103ZM103 71H102V72H103ZM115 71H117V70H115ZM122 71H123V70L121 69V72H122ZM137 71H138V70H137ZM158 71L161 72V70H159V69H158ZM12 72H13V71H12ZM19 72H20V71H19ZM26 72H27V71H26ZM42 72H43V71H42ZM42 72H41V73H42ZM45 72H46V71H45ZM70 72H72V70H71ZM85 72H86V71H85ZM102 72H101V73H102ZM107 72H108V71H107ZM140 72H141V71H140ZM148 72H149V70H148ZM148 72H147V73H148ZM164 72H165V71H164ZM191 72H192V71H191ZM211 72H212V71H211ZM5 73H6V72H5ZM24 73H25V71H24ZM31 73H33V72H31ZM41 73H40L41 76H42V74L44 75V72H43L42 74H41ZM49 73H50V72H49ZM51 73H52V72H51ZM54 73H55V72H54ZM58 73H59V72H58ZM58 73H57V74H58ZM68 73H69V72H68ZM80 73H81V72H80ZM87 73H88V72H87ZM97 73H100V72H97ZM135 73H136V71H135ZM142 73H143V72H141V74H142ZM147 73H146V74H147ZM152 73H153V71H152ZM152 73H150V74H152ZM156 73H157V72H156ZM158 73H159V72H158ZM158 73H157V74H158ZM162 73H163V72H162ZM169 73H170V72H169ZM187 73H188V72H187ZM194 73H195V72H194ZM200 73H201V72H200ZM10 74H11V73H10ZM16 74H18V73H16ZM55 74H56V73H55ZM59 74H60V73H59ZM69 74H70V73H69ZM69 74H68V75H69ZM83 74H84V73H83ZM106 74H107V73H106ZM108 74H109V73H108ZM130 74H131V73H130ZM138 74H139V73H138ZM163 74H165V73H163ZM195 74H197V73H195ZM7 75H8V74H7ZM13 75H15V74H13ZM31 75H32V74H31ZM33 75H34V74H33ZM53 75H54V74H52L51 76H53ZM66 75H67V74H66ZM70 75H71V74H70ZM76 75H77V74H76ZM81 75H82V74H81ZM81 75H79V77H80ZM85 75H86V74H85ZM142 75H144V73H143ZM175 75H176V73H175ZM175 75H174V76H175ZM184 75H185V74H184ZM184 75H183V76H184ZM189 75H190V74H189ZM191 75H192V74H191ZM191 75H190V76H191ZM212 75H214V74H212ZM217 75H218V74H217ZM9 76H11V75H9ZM19 76H20V75H19ZM23 76H24V74H23ZM41 76H40V77H41ZM54 76H55V75H54ZM83 76H84V75H83ZM86 76H87V75H86ZM95 76H97V75H95ZM128 76H131V75H128ZM128 76H126V77H128ZM177 76H178V75H177ZM183 76H182V77H183ZM4 77H5V76H4ZM29 77H31V76H29ZM38 77H39V76H38ZM66 77H67V76H66ZM79 77H78V78H79ZM88 77H89V76H88ZM111 77H112V76H111ZM126 77H125V78H126ZM144 77H145V76H144ZM150 77H151V76H150ZM155 77H156V76H155ZM214 77H215V76H214ZM19 78H20V77H19ZM43 78H44V77H43ZM47 78H48V77H47ZM56 78H57V77H55V80H56ZM58 78H59V77H58ZM82 78H83V77H82ZM85 78H86V77H85ZM101 78H102V77H101ZM120 78H121V77H120ZM123 78H124V77H123ZM135 78H136V77H135ZM135 78H134V79H135ZM197 78H198V76H197ZM199 78H200V77H199ZM7 79H8V78H6V82H7ZM16 79H17V77H16ZM20 79H21V78H20ZM28 79H29V78H28ZM79 79H80V78H79ZM83 79H84V78H83ZM87 79H88V78H87ZM107 79H109V77H107ZM111 79H112V78H111ZM111 79H110V81H111ZM166 79H167V78H166ZM190 79H191V78H190ZM193 79H194V78H193ZM44 80H45V79H44ZM51 80H52V78H51ZM57 80H58V79H57ZM68 80H69V78H68ZM68 80H67V81H68ZM98 80H99V79H98ZM114 80L116 81L117 79L114 78ZM121 80H122V79H121ZM121 80H118V82L121 81ZM123 80H125V79H123ZM126 80H128V79H126ZM135 80H136V79H135ZM135 80H134V81H135ZM150 80H151V79H150ZM171 80H172V79H171ZM203 80H204V79H203ZM215 80H216V79H215ZM20 81H21V80H20ZM25 81H26V80H25ZM37 81H39V80H37ZM72 81H73V80H72ZM85 81H86V80H85ZM90 81H91V80H90ZM94 81H95V80H94ZM94 81H93V82H94ZM110 81H109V82H110ZM112 81H113V80H112ZM200 81H201V80H200ZM6 82H5V83H6ZM12 82H13V80H12ZM16 82L18 83V81H16ZM16 82H15V83H16ZM29 82H30V81H29ZM46 82H47V81H46ZM49 82H50V81H49ZM59 82H60V81H59ZM79 82H80V81H79ZM81 82H82V81H81ZM99 82H101V81H99ZM118 82H117V84H118ZM121 82H122V81H121ZM126 82H127V81H126ZM126 82H125V83H126ZM128 82H130V80H129ZM136 82H137V81H136ZM139 82H140V81H139ZM139 82H138V83H139ZM150 82H151V81H150ZM178 82H179V81H178ZM182 82H183V81H182ZM184 82H185V81H184ZM201 82H202V81H201ZM2 83H3V82H2ZM19 83H20V82H19ZM24 83H27V82H24ZM30 83H31V82H30ZM39 83H40V82H39ZM54 83H55V82H54ZM62 83H63V82H62ZM74 83H75V82H74ZM90 83H91V82H90ZM97 83H98V82H97ZM110 83H111V82H110ZM123 83H124V82H123ZM131 83H132V81H131ZM148 83H149V81H148ZM153 83H154V82H153ZM166 83H167V82H166ZM166 83H165V84H166ZM180 83H181V82H180ZM28 84H29V83H28ZM35 84H36V83H35ZM46 84H48V83H46ZM58 84H60V87H61V83H58ZM58 84L55 83V85H57V86H58ZM67 84H68V83H67ZM94 84H95V83H94ZM112 84H114V82H113ZM121 84H122V83H121ZM144 84H145V83H144ZM146 84H147V82H146ZM165 84H164V85H165ZM182 84H183V83H182ZM188 84H189V83H188ZM193 84H194V83H193ZM2 85H3V84H2ZM9 85H10V84H9ZM30 85H31V84H30ZM40 85H42V84H40ZM52 85H53V84H52ZM52 85H51V86H52ZM55 85H54V86H55ZM63 85H64V83H63ZM86 85H87V84H86ZM95 85H96V84H95ZM108 85H109V84H108ZM118 85H120V84H118ZM122 85H123V84H122ZM122 85H120V87H121ZM185 85H186V84H185ZM189 85H190V84H189ZM189 85H188L187 87H189ZM5 86H6V85H5ZM18 86H19V84H18ZM23 86H24V85H23ZM54 86H53V87H54ZM65 86H66V85H65ZM72 86H74V85H71V87H72ZM75 86H76V85H75ZM87 86H89V84H88ZM87 86H86V87H87ZM91 86H92V85H91ZM99 86L101 87V85H99ZM116 86H117V85H116ZM126 86H127V84H126ZM128 86H129V85H128ZM209 86H210V85H209ZM11 87H12V86H11ZM11 87H10V88H11ZM20 87H21V86H19V89H20ZM39 87H40V86H39ZM58 87H59V86H58ZM63 87H64V86H63ZM69 87H70V86H69ZM86 87H85V88H86ZM95 87H96V86H95ZM109 87H110V86H109ZM113 87H114V86H113ZM154 87H157V86L155 85ZM163 87H164V86H163ZM187 87H186V88H187ZM0 88H1V87H0ZM10 88H9L8 90H10ZM15 88H18V87L15 86ZM22 88H23V87H22ZM27 88H29V86H28ZM44 88H45V87H44ZM56 88H57V87H56ZM81 88H82V87H81ZM128 88H129V87H128ZM136 88H137V87H136ZM139 88H140V87L138 86L137 89H139ZM142 88H143V87H142ZM142 88H141V89H142ZM146 88H147V87H146ZM150 88H151V87H150ZM179 88H180V87H179ZM184 88H185V87H184ZM54 89H55V88H53V91H54ZM69 89H70V88H69ZM87 89H88V87H87ZM101 89H102V88H101ZM112 89H113V88H112ZM116 89H117V88H116ZM120 89H121V88H120ZM134 89H135V88H134ZM134 89H133V90H134ZM156 89H157V88H156ZM163 89H164V88H163ZM163 89H161V90H163ZM169 89H170V88H169ZM172 89H173V87H172ZM174 89H175V88H174ZM190 89H191V88H190ZM209 89H210V88H209ZM212 89H213V87H212ZM215 89H216V88H215ZM17 90H18V89H17ZM17 90H16V91H17ZM58 90H59V89H58ZM63 90H65V89H63ZM71 90H72V88H71ZM106 90H107V89H106ZM121 90H122V89H121ZM128 90H129V89H128ZM133 90H132V93H133ZM143 90H144V89H143ZM183 90H184V89H183ZM185 90H186V89H185ZM188 90H189V89H188ZM191 90H192V89H191ZM3 91H4V90H3ZM14 91H15V90H14ZM44 91H45V90H44ZM55 91H56V90H55ZM67 91H68V89H67ZM67 91H66V92H67ZM88 91H89V90H88ZM90 91H91V90H90ZM90 91H89V92H90ZM107 91H108V90H107ZM118 91H120V90L118 89ZM140 91H141V90H140ZM149 91H152V90H149ZM158 91H159V90H158ZM170 91H171V89H170ZM173 91H175V90H173ZM195 91H196V90H195ZM6 92H7V91H6ZM6 92H5V93H6ZM26 92H28V91H26ZM33 92H34V91H33ZM35 92H36V91H35ZM61 92H62V91H61ZM75 92H77V91H75ZM135 92H136V90H135ZM137 92H138V91H137ZM137 92H136V93H137ZM141 92H142V91H141ZM141 92L139 93V95H141ZM171 92H172V91H171ZM185 92H186V91H185ZM189 92H190V91H189ZM5 93H4V94H5ZM7 93H8V92H7ZM20 93H21V92H20ZM46 93H47V92H46ZM80 93H81V92H80ZM117 93H118V92H117ZM117 93H116V95H117ZM129 93H130V92H129ZM129 93H128V94H129ZM132 93H131V94H132ZM146 93H147V91H146ZM159 93H160V91H159ZM183 93H184V92H183ZM18 94H19V93H18ZM44 94H45V93H44ZM51 94H52V93H51ZM90 94H91V93H90ZM94 94H95V93H94ZM94 94H93V95H94ZM106 94H107V93H106ZM121 94H123V92L120 93L119 95L121 96ZM143 94H144V92H143ZM155 94H156V93H155ZM187 94H188V93H187ZM190 94H191V93H190ZM2 95H3V94H2ZM6 95H7V94H6ZM52 95H53V94H52ZM59 95H60V94H59ZM64 95H67V94H64ZM86 95H87V93H86ZM129 95H130V94H129ZM133 95H134V93H133ZM133 95H132V96H133ZM135 95H136V94H135ZM147 95H148V94H147ZM147 95H145V97H146ZM161 95H163V93H162ZM169 95H170V94H169ZM172 95H173V94H172ZM13 96H14V95H13ZM16 96H17V95H16ZM25 96H26V95H25ZM25 96H24V97H25ZM54 96H55V95H54ZM91 96H92V95H91ZM94 96H96V94H95ZM98 96H100V95H98ZM104 96H105V95H104ZM107 96H108V95H107ZM117 96H118V95H117ZM117 96H116V97H117ZM123 96H124V95H123ZM132 96H131V97H132ZM151 96H152V95H151ZM174 96H175V95H174ZM44 97H45V96H44ZM48 97H50V96H48ZM60 97H61V96H60ZM60 97H59V98H60ZM64 97H65V96H64ZM67 97H68V96H67ZM67 97H66V98H67ZM69 97H70V96H69ZM78 97H79V96H78ZM86 97H87V96H86ZM86 97H84V98H86ZM88 97H90V96H88ZM101 97H102V96H101ZM112 97H113V96H112ZM116 97H115V99L118 98V97H117V98H116ZM128 97H129V96H128ZM131 97H129L128 99H130ZM171 97H172V96H171ZM180 97H181V96H180ZM51 98H52V97H51ZM56 98H57V97H56ZM74 98H75V96H74ZM74 98H73V99H74ZM76 98H77V97H76ZM80 98H81V97H80ZM98 98H99V97H98ZM102 98H103V97H102ZM105 98H106V96H105ZM105 98H103V99H105ZM108 98L110 99V97H108ZM138 98H139V97H138ZM150 98H151V97H150ZM158 98H159V97H158ZM173 98H174V97H173ZM173 98H172V99H173ZM182 98H183V97H182ZM182 98H181V99H182ZM24 99H25V98H24ZM71 99H72V97H71ZM112 99H113V98H112ZM118 99H119V98H118ZM132 99H133V98H132ZM135 99H137V98L135 97ZM139 99H140V98H139ZM160 99H161V98H160ZM163 99H164V96H163ZM170 99H171V98H170ZM178 99H179V98H178ZM185 99H186V97H185ZM58 100H59V99H58ZM61 100H62V98H61ZM63 100H64V99H63ZM65 100H66V99H65ZM68 100H69V99H68ZM77 100H78V99H77ZM79 100H80V99H79ZM89 100H90V98H89ZM97 100H98V99H97ZM122 100H123V99H122ZM124 100H126V99L124 98ZM173 100H176V99H173ZM188 100H189V99H188ZM193 100H194V99H193ZM260 100H261V99H260ZM66 101H67V100H66ZM101 101H102V100H101ZM101 101H100V102H101ZM108 101H109V100H108ZM110 101H111V100H110ZM119 101H120V100H119ZM164 101H165V100H164ZM176 101H177V100H176ZM179 101H180V100H179ZM261 101H262V100H261ZM53 102H54V101H53ZM69 102H71V101H69ZM72 102H73V101H72ZM75 102H76V101H75ZM87 102H89V101H87ZM90 102H91V101H90ZM90 102H89V103H90ZM105 102H106V101H105ZM134 102H135V101H134ZM137 102H138V101H137ZM147 102H148V100H147ZM147 102H145V103H147ZM161 102H162L161 104L163 105V103H164L163 100H162ZM177 102H178V101H177ZM177 102H176V103H177ZM186 102H187V101H186ZM54 103H55V102H54ZM73 103H74V102H73ZM73 103H72V104H73ZM119 103H120V102H119ZM124 103H125V102H124ZM128 103H129V102H128ZM154 103H155V102H154ZM165 103H166V102H165ZM171 103H173V101H172ZM181 103H182V102H181ZM56 104L59 105L58 103H56ZM69 104H70V103H69ZM77 104H78V103H77ZM83 104H85V103H83ZM90 104H91V103H90ZM97 104H98V103H97ZM102 104H103V102H102ZM102 104H101V105H102ZM263 104H264V103H263ZM40 105H41V104H40ZM46 105H47V103H46ZM61 105H62V104H61ZM67 105H68V103H67ZM85 105L87 106L88 104H85ZM91 105H92V104H91ZM98 105H99V104H98ZM101 105H100V106H101ZM113 105H114V104H112V106H113ZM130 105H131V104H130ZM133 105H134V104H133ZM137 105H138V103H137ZM165 105H166V104H165ZM167 105H168V104H167ZM169 105L171 106V104H169ZM169 105H168V106H169ZM172 105H173V104H172ZM176 105H177V104H176ZM182 105H184V104H182ZM48 106H49V105H48ZM62 106H63V105H62ZM62 106H61V107H62ZM75 106H76V105H75ZM95 106H96V105H95ZM119 106H120V105H119ZM123 106H124V105H123ZM123 106H122V107H123ZM134 106H135V105H134ZM134 106H133V108H134ZM174 106H175V105H174ZM174 106H173V107H174ZM35 107H36V106H35ZM59 107H60V106H58V108H59ZM68 107H69V106H68ZM87 107H89V106H87ZM91 107H92V106H91ZM98 107H99V106H98ZM104 107H105V106H104ZM106 107H107V106H106ZM115 107H116V108H114V109H116L115 111H117L118 105L115 106ZM130 107H131V106H130ZM136 107H137V106H136ZM161 107H162V106H161ZM164 107H166V106H164ZM175 107H176V106H175ZM63 108H64V106H63ZM70 108H71V106H70ZM76 108H77V107H76ZM76 108H75V109H76ZM119 108H120V107H119ZM124 108H126V107H124ZM127 108H129V107H127ZM138 108H139V107H138ZM138 108H137V109H138ZM166 108H167V107H166ZM168 108H169V107H168ZM55 109H56V108H55ZM83 109H84V108H83ZM83 109H82V111H83ZM102 109H104V108H102ZM111 109H112V107H111ZM121 109H122V108H121ZM154 109H155V108H154ZM154 109H153V110H154ZM32 110H33V109H32ZM46 110H47V109H46ZM71 110H72V109H71ZM91 110H92V109H91ZM94 110H95V109H94ZM105 110H106V109H105ZM112 110H113V109H112ZM112 110H110V112H111ZM124 110H125V109H124ZM159 110H160V108H159ZM159 110H158V111H159ZM177 110H178V107H177ZM2 111H3V110H2ZM4 111H5V110H4ZM60 111H62V109H60ZM68 111H69V110H68ZM75 111H76V110H75ZM89 111H90V109H89ZM108 111H109V110H108ZM108 111H107V112H108ZM132 111H133V110H132ZM139 111H140V110H139ZM149 111H150V110H149ZM168 111H170V110H168ZM173 111H174V110H173ZM29 112H30V111H29ZM63 112H66V111H63ZM77 112H78V111H77ZM100 112H101V111H100ZM124 112H125V111H124ZM150 112L152 113L153 111H150ZM159 112H160V111H159ZM161 112H162V111H161ZM164 112H165V111H164ZM3 113H4V112H3ZM50 113H51V112H50ZM66 113H68V112H66ZM66 113H64V114H66ZM72 113H74V112H72ZM75 113H76V112H75ZM81 113H82V112H81ZM81 113H80V114H81ZM87 113H88V115H89V112H87ZM98 113H99V112H98ZM151 113H150V114H151ZM153 113H154V112H153ZM153 113H152V115H153ZM156 113H157V110H156ZM166 113H167V111H166ZM21 114H22V113H21ZM26 114H27V113H26ZM34 114H35V113H34ZM42 114H43V113H42ZM51 114H52V113H51ZM51 114H50V115H51ZM62 114H63V113H62ZM62 114H61V115H62ZM95 114H96V112H95ZM102 114H103V113H102ZM120 114H121V113H120ZM132 114H133V113H132ZM136 114H137V113H136ZM143 114H144V113H143ZM147 114H148V113H147ZM169 114H170V113H169ZM8 115H9V114H8ZM32 115H33V114H32ZM32 115H31V116H32ZM44 115H45V114H44ZM44 115H42V116H44ZM53 115H54V113H53ZM66 115H67V114H66ZM69 115H70V112H69ZM99 115H100V114H99ZM111 115H112V114H111ZM126 115H127V114H126ZM129 115H130V114H129ZM164 115H165V114H164ZM171 115H172V114H171ZM4 116H6V114H5ZM39 116H40V114H39ZM46 116H47V115H46ZM46 116H45V117H46ZM73 116H74V115H73ZM75 116H77V115H75ZM75 116H74V117H75ZM101 116H102V115H101ZM104 116H107V115H104ZM104 116H103V117H104ZM118 116H119V114H118ZM143 116H144V115H143ZM146 116H147V115H146ZM149 116H150V115H149ZM13 117H14V116H13ZM26 117H27V116H26ZM34 117H36V116H34ZM37 117H38V116H37ZM53 117H54V116H53ZM62 117L64 118L65 115H64V116L62 115ZM70 117H71V116H70ZM87 117H88V116H87ZM90 117H91V115H90ZM94 117H95V116H94ZM130 117L132 118V115H131ZM135 117H136V116H135ZM135 117H134V118H135ZM139 117H140V115H139ZM163 117H164V116H163ZM163 117H162V118H163ZM50 118H51V116H50ZM92 118H93V117H92ZM96 118H97V115H96ZM99 118H100V117H99ZM99 118H97V119H99ZM106 118H107V117H106ZM108 118H109V117H108ZM126 118H127V117H126ZM154 118H155V116H154ZM173 118H174V117H173ZM0 119H1V118H0ZM4 119H5V118H4ZM34 119H35V118H34ZM34 119H33V120H34ZM37 119H38V118H36V121H37ZM66 119H67V118H66ZM66 119H65V121H66ZM69 119H70V118H69ZM73 119H74V118H73ZM81 119H82V117H81ZM88 119H89V118H88ZM93 119H94V118H93ZM93 119H92V120H93ZM119 119H120V118H119ZM119 119H118V120H119ZM138 119H139V118H138ZM151 119H152V118H151ZM158 119H159V117H158ZM158 119H157V121H158ZM12 120H13V119H12ZM16 120H17V119H16ZM30 120H31V119H30ZM45 120H46V119H45ZM47 120H48V119H47ZM50 120H52V119H50ZM54 120H55V119H54ZM60 120H61V119H60ZM70 120H71V119H70ZM74 120H76V119H74ZM82 120H83V119H82ZM101 120H103V119H101ZM101 120H100V121H101ZM105 120H106V119H105ZM115 120H116V119H115ZM115 120L113 119V121H115ZM120 120H121V119H120ZM120 120H119V121H120ZM123 120H124V119H123ZM132 120H133V119H132ZM142 120H143V119H142ZM144 120H146V119H144ZM147 120H148V118H147ZM39 121H40V120H39ZM42 121H43V120H42ZM95 121L97 122V120H95ZM100 121H99V122H100ZM136 121H137V120H136ZM150 121H152V120H150ZM171 121H172V120H171ZM17 122H18V121H17ZM33 122H34V121H33ZM44 122H46V121H44ZM58 122H59V121H58ZM99 122H98V123H99ZM108 122H109V121H108ZM116 122H117V121H116ZM116 122H115V123H116ZM122 122H123V121H122ZM122 122H121V124H123ZM127 122H128V121H127ZM140 122H141V121H140ZM167 122H168V121H167ZM167 122H165V123H167ZM1 123H2V122H1ZM20 123H21V121H20ZM25 123H26V122H25ZM27 123H29V122L27 121ZM31 123H32V122H31ZM50 123H51V122H50ZM65 123H66V122H65ZM65 123H63V124H65ZM73 123H74V122H73ZM79 123H80V122H79ZM86 123H90V122L87 121ZM100 123H101V122H100ZM103 123H104V122H103ZM132 123H133V122H132ZM136 123H137V122H136ZM165 123H164V124H165ZM169 123H170V122H169ZM171 123H172V122H171ZM171 123H170V124H171ZM10 124H11V123H10ZM59 124H60V123H59ZM66 124H67V123H66ZM70 124H71V122H70ZM76 124H77V123H75V126H77ZM84 124H85V123H84ZM96 124H97V123H96ZM105 124H107V123H105ZM117 124H119V122H118ZM121 124H119V125H121ZM159 124H160V123H159ZM175 124H176V122H175ZM175 124H174V126H177V125H175ZM20 125H21V124H20ZM24 125H25V124H24ZM27 125H29V124H27ZM78 125H79V124H78ZM93 125H94V124H93ZM93 125H92V126H93ZM98 125H99V124H98ZM98 125H96V127H97ZM115 125H116V124H115ZM146 125H147V124H146ZM157 125H158V124H157ZM10 126H11V125H10ZM35 126H36V124H35ZM42 126H43V125H42ZM47 126H48V125H47ZM50 126H51V125H50ZM50 126H49V127H50ZM63 126H64V125H63ZM66 126H68V125H66ZM71 126H72V125H71ZM83 126H84V125H83ZM108 126H110V125H108ZM108 126H107V128H108ZM121 126H122V125H121ZM130 126L132 127V125H130ZM133 126H134V124H133ZM21 127H22V126H21ZM78 127H79V126H78ZM136 127H137V126H136ZM138 127H139V126H138ZM169 127H170V126H169ZM17 128H18V127H17ZM19 128H20V127H19ZM24 128H25V127H24ZM30 128H31V127H30ZM35 128H36V127H35ZM37 128H38V127H37ZM37 128H36V130H37ZM51 128H52V127H51ZM53 128H54V125H53ZM63 128H64V127H63ZM63 128H62V129H63ZM73 128H74V127H73ZM84 128H85V127H84ZM118 128H120V127H118ZM129 128H130V127H129ZM140 128H141V127H140ZM20 129H21V128H20ZM41 129H42V127H41ZM49 129H50V128H49ZM62 129H61V130H62ZM78 129H79V128H78ZM78 129H77V130H78ZM85 129H86V128H85ZM95 129H96V128H95ZM101 129H103V128H101ZM112 129H113V128H112ZM115 129H117V128H115ZM121 129H123V126H122V128H120V130H121ZM163 129L165 130L164 127H163ZM166 129H167V128H166ZM170 129H171V128H170ZM175 129H176V128H175ZM175 129H174V130H175ZM21 130H22V129H21ZM21 130H19V131L21 132ZM30 130H31V129H30ZM52 130H53V129H52ZM54 130H55V129H54ZM73 130H74V129H73ZM75 130H76V129H75ZM92 130H93V129H92ZM134 130H135V129H134ZM164 130H163V131H164ZM2 131H3V130H2ZM45 131H46V129H45ZM49 131L51 132V130H49ZM55 131H56V130H55ZM55 131H54V132H55ZM68 131H69V130H68ZM68 131H67V132H68ZM85 131H86V130H85ZM89 131H90V130H88V133H89ZM94 131H95V130H94ZM98 131H99V129H98ZM103 131H104V130H103ZM103 131L101 130L102 133H103ZM105 131H106V130H105ZM108 131H109V130H108ZM113 131H114V130H113ZM131 131H133V130H131ZM136 131H137V130H136ZM168 131H169V130H168ZM168 131H167L166 133H168ZM7 132H8V131H7ZM11 132H12V130H11ZM14 132H15V131H14ZM30 132H31V131H30ZM39 132H40V131H39ZM39 132H38V133H39ZM41 132H42V131H41ZM52 132H53V131H52ZM72 132H73V131H72ZM76 132H77V131H76ZM117 132H118V131H117ZM117 132H116V133H117ZM175 132H176V131H175ZM16 133H17V131H16ZM59 133H60V132H59ZM70 133H71V132H70ZM78 133H79V132H78ZM91 133H92V132H91ZM105 133H106V132H105ZM110 133H111V131H110ZM119 133H121V132H119ZM124 133H125V132H124ZM136 133H137V132H136ZM22 134H23V133H22ZM40 134H42V133H40ZM40 134H39V135H40ZM47 134H49V133L47 132ZM47 134H46V135H47ZM54 134H55V133H54ZM67 134H68V133H67ZM82 134H83V133H82ZM82 134H81V136H82ZM84 134H85V133H84ZM86 134H87V133H86ZM99 134H100V133H99ZM111 134H112V133H111ZM169 134H171V131H170ZM172 134H174V132H173ZM7 135H9V134L7 133ZM12 135H13V134H12ZM25 135H26V134H25ZM60 135H61V134H60ZM68 135H69V134H68ZM93 135H94V134H93ZM95 135H96V133H95ZM106 135H107V134H106ZM106 135H105V136H106ZM108 135H109V134H108ZM113 135L115 136V132H114ZM10 136H11V135H10ZM17 136H18V135H17ZM28 136H29V135H28ZM48 136H49V135H48ZM56 136H57V135H56ZM61 136H62V135H61ZM78 136H79V135H78ZM81 136H80V137H81ZM85 136H86V135H85ZM96 136H97V135H96ZM117 136H118V135H117ZM167 136H168V135H167ZM2 137H3V136H2ZM2 137H0V138L2 139ZM14 137H15V136H14ZM65 137H66V136H65ZM68 137H69V136H68ZM70 137H71V136H70ZM70 137H69V138H70ZM75 137H76V136H75ZM75 137H74V138H75ZM86 137H87V136H86ZM90 137H91V136H90ZM99 137H100V135H99ZM110 137H111V136H110ZM169 137H170V135H169ZM169 137H168V138H169ZM6 138H7V136H6ZM6 138H5V139H6ZM33 138H34V137H33ZM37 138H38V137H37ZM39 138H41V137H39ZM45 138H46V137H45ZM47 138H48V137H47ZM47 138H46V140H47ZM77 138H79V137H77ZM77 138H76V139H77ZM88 138H89V137H88ZM106 138L108 139L109 136L106 137ZM116 138H117V137H116ZM121 138H122V137H121ZM26 139H27V138H26ZM41 139H42V138H41ZM53 139H54V138H53ZM53 139H52V140H53ZM58 139H61V138H58ZM80 139H81V138H80ZM85 139H86V138H85ZM89 139H90V138H89ZM89 139H87V140H89ZM91 139H92V138H91ZM95 139H96V137H95ZM112 139H113V138H112ZM34 140H35V139H34ZM50 140H51V139H50ZM67 140H68V139H67ZM100 140H101V139H100ZM110 140H111V138H110ZM122 140H123V138H122ZM128 140H129V139H128ZM128 140H127V141H128ZM1 141H2V140H0V142H1ZM29 141H30V140H29ZM57 141H58V140H57ZM59 141H60V140H59ZM62 141H63V139H62ZM10 142H11V141H10ZM63 142H64V141H63ZM65 142H66V141H65ZM85 142H86V141H85ZM110 142H111V141H110ZM112 142H113V141H112ZM12 143H13V142H12ZM12 143H10V144H12ZM19 143H20V142H19ZM40 143H41V142H40ZM66 143H67V142H66ZM89 143H90V141H89ZM104 143H105V142H104ZM120 143H121V142H120ZM124 143H125V142H124ZM5 144H6V143H5ZM17 144H18V143H17ZM27 144H28V143H27ZM35 144H36V142H35ZM83 144H84V143H83ZM94 144H95V142H94ZM110 144H111V143H110ZM13 145H14V144H13ZM21 145H22V143H21ZM86 145H88V144H86ZM92 145H93V144H92ZM97 145H98V143H97ZM108 145H109V143H108ZM9 146H10V145H9ZM19 146H20V145H19ZM23 146H24V145H23ZM23 146H22V147H23ZM84 146H85V145H84ZM84 146H83V147H84ZM116 146H117V145H116ZM125 146H126V145H125ZM125 146H124V148H126ZM12 147H13V146H12ZM20 147H21V146H20ZM27 147H28V146H27ZM40 147H41V146H40ZM48 147H49V146H48ZM55 147H57V146H55ZM62 147H63V146H62ZM108 147H109V146H108ZM110 147L113 148L114 146H113V147L110 146ZM13 148H14V147H13ZM23 148H25V147H23ZM34 148H35V147H34ZM45 148H46V147H45ZM95 148H96V147H95ZM99 148H100V147H99ZM101 148H103V147H101ZM10 149H12V148H10ZM25 149H26V148H25ZM25 149H24V150H25ZM29 149H30V147H29ZM46 149H47V148H46ZM39 150H40V149H39ZM62 150H63V149H62ZM81 150H82V149H81ZM85 150H86V149H85ZM85 150H84V152H85ZM93 150H94V149H93ZM95 150H96V149H95ZM52 151H53V150H52ZM82 151H83V150H82ZM98 151L101 152L100 149H99V150H96V152H98ZM109 151H110V150H109ZM1 152H2V151H1ZM1 152H0V153H1ZM3 152H4V151H3ZM3 152H2V153H3ZM29 152H30V151H29ZM64 152H65V151H64ZM87 152H88V151H87ZM96 152H95V153H96ZM25 153H26V152H25ZM42 153H43V152H42ZM69 153H70V152H69ZM72 153H73V152H72ZM103 153H104V152H103ZM93 154H94V153H93ZM3 155H4V154H2V157H3ZM19 155H20V154H19ZM53 155H55V154L53 153ZM59 155H60V154H59ZM71 155H72V154H71ZM84 155H85V154H84ZM94 155H97V153L94 154ZM99 155H100V154H99ZM120 155H121V154H120ZM16 156H18V155H16ZM88 156H89V155H88ZM107 156H108V155H107ZM5 157H6V156H5ZM69 157H70V156H69ZM84 157H85V156H84ZM84 157H83V158H84ZM86 157H87V155H86ZM32 158H33V156H31V159H32ZM75 158H76V157H75ZM101 158H102V157H101ZM117 158H118V157H117ZM19 159H21V158H19ZM31 159H30V160H31ZM57 159H58V158H57ZM69 159H70V158H69ZM98 159H100V158H98ZM28 160H29V159H28ZM82 160H83V159H82ZM108 160H109V159H108ZM122 160H123V159H122ZM18 161H19V160L17 159V161H15V162H18ZM47 161H48V160H47ZM49 161H50V159H49ZM54 161H55V159H54ZM71 161H72V160H71ZM97 161H98V160H97ZM115 161H117V160H115ZM43 162H45V161H43ZM43 162H42V165H44ZM68 162H69V161H68ZM74 162H75V161H74ZM83 162H84V160H83ZM104 162H105V161H104ZM104 162H103V163H104ZM0 163H1V162H0ZM40 163H41V162H40ZM58 163H60V162H58ZM76 163H77V162H76ZM101 163H102V162H101ZM106 163H107V162H106ZM114 163H115V162H114ZM4 164H5V163H4ZM18 164H19V163H18ZM26 164H27V163H26ZM47 164H48V162H47ZM47 164H46V166H47ZM71 164H73V161H72ZM89 164H90V163H89ZM89 164H88V165H89ZM95 164H96V163H95ZM123 164H124V163H123ZM147 164H148V163H147ZM0 165H1V164H0ZM60 165H61V163H60ZM73 165H74V164H73ZM98 165H99V164H98ZM125 165H127V164H125ZM25 166H26V165H25ZM25 166H24V167H25ZM57 166H58V165H57ZM61 166H62V165H61ZM75 166H76V165H75ZM94 166H95V165H94ZM99 166H100V165H99ZM99 166H96V167L99 168ZM102 166H103V165H102ZM3 167H4V166H3ZM24 167H23V168H24ZM72 167H73V166H72ZM76 167H77V166H76ZM100 167H101V166H100ZM128 167H129V165H128ZM130 167L132 168V166H130ZM38 168H39V167H38ZM40 168H41V167H40ZM61 168H62V167H61ZM73 168H75V167H73ZM83 168H84V167H83ZM105 168H106V167H105ZM108 168H109V166H108ZM10 169H11V168H10ZM41 169H42V168H41ZM48 169H49L50 171L53 170V169H50L49 167H48ZM48 169H47V170H48ZM63 169H64V168H63ZM69 169H70V168H69ZM69 169H68V170H69ZM78 169H80V167H79ZM88 169H90V168H88ZM96 169H97V168H96ZM120 169H121V168H120ZM135 169H136V168H135ZM138 169H139V168H138ZM143 169H144V168H143ZM145 169H146V168H145ZM145 169H144V170H145ZM20 170H21V169H20ZM49 170H48V171H49ZM68 170H67V171H68ZM72 170H73V169H72ZM90 170H91V169H90ZM99 170H100V168H99ZM108 170H110V169H108ZM147 170H148V169H147ZM147 170H146V171H147ZM233 170H234V169H233ZM40 171H41V170H40ZM60 171H61V169H60ZM60 171H59V172H60ZM81 171H82V170H81ZM88 171H89V170H88ZM139 171H140V169H139ZM59 172H58V173H59ZM62 172H63V171H62ZM70 172H71V171H70ZM79 172H80V171H79ZM106 172H107V171H106ZM117 172H118V171H116V174H117ZM124 172H126V171H124ZM124 172H123V173H124ZM157 172H158V171H157ZM241 172H242V171H241ZM25 173H26V172H25ZM29 173H30V172H29ZM42 173H43V172H42ZM51 173H52V171H51ZM73 173H74V171H73ZM75 173H76V172H75ZM92 173H93V172H92ZM99 173H100V172H99ZM111 173H112V172H111ZM111 173H109L108 176H110ZM127 173H128V172H127ZM133 173H134V172H133ZM138 173H139V172H138ZM226 173H227V172H226ZM3 174H5V173H3ZM12 174H14V173H12ZM40 174H41V173H40ZM64 174H65V173H64ZM94 174H95V173H94ZM112 174H113V173H112ZM112 174H111V175H112ZM120 174H121V173H120ZM135 174H136V173H135ZM227 174H228V173H227ZM230 174H231V173H230ZM49 175H50V173H49ZM128 175H129V174H128ZM136 175H137V174H136ZM225 175H226V174H225ZM225 175H224V176H225ZM0 176H1V174H0ZM10 176H11V175H10ZM14 176H15V175H14ZM28 176H29V175H28ZM56 176H57V175H56ZM56 176H55V177H56ZM62 176H63V175H62ZM83 176H84V174H83ZM104 176H106V174H105V175L103 174V177H104ZM123 176H124V175H123ZM130 176H131V175H130ZM226 176H227V175H226ZM237 176H238V175H237ZM24 177H25V176H24ZM24 177H23V178H24ZM47 177H48V176H47ZM47 177H46V178H47ZM50 177H51V176H50ZM59 177H60V176H59ZM65 177H66V176H65ZM75 177H76V176H75ZM106 177H107V176H106ZM106 177H104V179H105ZM111 177H112V176H111ZM116 177H118V176H116ZM116 177H115V178H116ZM132 177H133V175H132ZM240 177H241V176H240ZM244 177H245V176H244ZM0 178H1V177H0ZM9 178H10V177H9ZM26 178H27V177H26ZM28 178H29V177H28ZM52 178H53V176H52ZM52 178H51V180H52ZM60 178H61V177H60ZM60 178H59V179H60ZM80 178H81V175H80ZM84 178H85V177H84ZM84 178H83V179H84ZM93 178H94V176L92 177V179H93ZM115 178H114V179H115ZM121 178H122V177H121ZM124 178H126V176H125ZM130 178H131V177H130ZM130 178H129V179H130ZM227 178H228V177H227ZM19 179H20V178H19ZM24 179H25V178H24ZM66 179H67V178H66ZM73 179H74V178H73ZM114 179H113V180H114ZM119 179H120V177H119ZM119 179H118V180H119ZM127 179H128V177H127ZM131 179H132V178H131ZM219 179H220V177H219ZM243 179H244V178H243ZM6 180H7V179H6ZM8 180H9V179H8ZM22 180H23V179H22ZM28 180H29V179H28ZM39 180H40V179H39ZM71 180H72V177H71ZM71 180H70V181H71ZM86 180H87V179H86ZM90 180H91V179H90ZM101 180H102V179H101ZM245 180H246V179H245ZM248 180H249V179H248ZM18 181H19V180H18ZM23 181H24V180H23ZM26 181H27V180H26ZM45 181H46V180H45ZM52 181H53V180H52ZM52 181H51V182H52ZM74 181H76V179H75ZM114 181H115V180H114ZM128 181H129V180H128ZM132 181H134V180H132ZM132 181H131V182H132ZM137 181H139V180H137ZM220 181H221V180H220ZM239 181H241V180H239ZM5 182H6V181H5ZM48 182H49V181H48ZM60 182H61V181H60ZM66 182H67V181H66ZM66 182H65V183H66ZM77 182H78V181H77ZM101 182L103 183V181H101ZM110 182H111V181H110ZM112 182H113V181H112ZM123 182H124V181H123ZM125 182H126V181H125ZM141 182H142V181H141ZM54 183H55V181H54ZM71 183H72V182H71ZM108 183H109V182H108ZM126 183H127V182H126ZM172 183H173V181H172ZM244 183H245V182H244ZM25 184H26V183H25ZM25 184H24V185H25ZM27 184H28V183H27ZM39 184H40V183H39ZM42 184H43V183H42ZM50 184H52V183H50ZM50 184L47 185V187L50 186ZM59 184H60V183H59ZM74 184H75V183H74ZM74 184H73V186H74ZM99 184H100V183H99ZM112 184H113V183H112ZM115 184H116V183H115ZM120 184H121V183H120ZM137 184H138V182H137ZM141 184H142V183H141ZM144 184H145V183H144ZM144 184H143V185H144ZM22 185H23V184H22ZM44 185H45V182H44ZM63 185H64V184H63ZM70 185H72V184H70ZM121 185H122V184H121ZM134 185H135V184H134ZM143 185H142V186H143ZM237 185H238V184H237ZM242 185H243V184H242ZM247 185H248V184H247ZM27 186H28V185H27ZM45 186H46V185H45ZM45 186H44V188H46ZM57 186H58V185H57ZM78 186H80V185H77V187H78ZM100 186H101V185H100ZM119 186H120V185H119ZM135 186H136V185H135ZM159 186H160V185H159ZM161 186H162V184H161ZM172 186H173V185H172ZM243 186H244V185H243ZM40 187H41V186H39V188H40ZM77 187H76V188H77ZM96 187H97V186H96ZM96 187H95V188H96ZM105 187H106V186H105ZM152 187H153V186H152ZM163 187H164V186H163ZM232 187H234V186H232ZM251 187H252V186H251ZM39 188H38V189H39ZM49 188H50V187H49ZM62 188H63V187H62ZM64 188H65V187H64ZM64 188H63V189H64ZM128 188H129V187H128ZM132 188H133V187H132ZM234 188H235V187H234ZM239 188L241 189L240 186H239ZM30 189H31V188H30ZM52 189H53V188H52ZM58 189H59V188H58ZM60 189H61V188H60ZM97 189H98V188H97ZM102 189H103V188H102ZM129 189H131V187H130ZM166 189H167V188H166ZM251 189H252V188H251ZM31 190H32V189H31ZM41 190H43V189H41ZM56 190H57V189H56ZM150 190H151V189H150ZM230 190H231V189H230ZM243 190H244V188H243ZM248 190L250 191V189H248ZM51 191H52V190H50V192H51ZM70 191H71V190H70ZM122 191H123V190H122ZM136 191H137V189H136ZM231 191H232V190H231ZM239 191H241V190H239ZM38 192H39V191H38ZM40 192H41V191H40ZM83 192H84V191H83ZM89 192H90V191H89ZM94 192H95V191H94ZM128 192H129V191H128ZM131 192H132V191H131ZM245 192H246V191H245ZM1 193H2V192H1ZM8 193H9V192H8ZM31 193H32V191H31ZM46 193H47V192H46ZM56 193H57V192H56ZM60 193H61V192H60ZM84 193H85V192H84ZM115 193H116V192H115ZM142 193H143V192H142ZM152 193H153V192H152ZM230 193H231V192H230ZM232 193H233V191H232ZM232 193H231V194H232ZM239 193H241V192H239ZM242 193H243V192H242ZM250 193H251V192H250ZM3 194H4V193H3ZM27 194H28V193H27ZM41 194H42V192H41ZM44 194H45V193H44ZM53 194H54V193H53ZM73 194H74V193H73ZM85 194H86V193H85ZM87 194H88V193H87ZM87 194H86V195H87ZM96 194H97V193H96ZM104 194H105V193H103V196H104ZM109 194H110V192H109ZM123 194H124V193H123ZM129 194H130V193H129ZM245 194H247V193H245ZM59 195H60V194H59ZM70 195H71V194H70ZM79 195H80V194H79ZM111 195H112V194H111ZM114 195H115V194H114ZM124 195H125V194H124ZM227 195H228V194H227ZM17 196H18V195H17ZM33 196H34V195H33ZM35 196H36V195H35ZM47 196H48V195H47ZM47 196H45V197L48 198ZM49 196H52V195L49 194ZM65 196H66V194H65ZM75 196H76V195H75ZM83 196H84V195H83ZM122 196H123V195H122ZM247 196H248V195H247ZM247 196H246V197H247ZM249 196H250V195H249ZM249 196H248V197H249ZM15 197H16V196H15ZM26 197H27V196H26ZM26 197H25V198H26ZM69 197H70V196H69ZM94 197H95V196H94ZM110 197H111V196H110ZM114 197H115V196H114ZM114 197H113V198H114ZM123 197H124V196H123ZM139 197H140V196H139ZM145 197H146V196H145ZM225 197H226V196H225ZM233 197H234V195H233ZM237 197H238V196H237ZM244 197H245V195H244ZM250 197H251V196H250ZM250 197H249V198H250ZM40 198H41V199H44V196H43V198H42V197H40ZM111 198H112V197H111ZM118 198H119V197H118ZM146 198L149 199V197H146ZM75 199H76V198H75ZM123 199H124V198H123ZM151 199H152V198H151ZM27 200H28V198H27ZM31 200H32V199H31ZM35 200H36V199H35ZM46 200H47V199H46ZM71 200H72V199H71ZM103 200H104V199H103ZM103 200H102V201H103ZM121 200H122V199H121ZM129 200H130V199H129ZM142 200H143V197H142ZM224 200H225V199H224ZM227 200H228V199H227ZM0 201H2V200L0 199ZM41 201L44 202L45 200H41ZM41 201H40V202H41ZM47 201H48V200H47ZM93 201H94V200H93ZM93 201H92V202H93ZM100 201H101V200H100ZM100 201H99V203H100ZM119 201H120V200H119ZM247 201H248V198H247ZM23 202H25V201H23ZM87 202H88V201H87ZM110 202H111V201H110ZM132 202H133V201H132ZM226 202H227V201H226ZM17 203H19V202H17ZM26 203H27V202H26ZM37 203H38V202H37ZM73 203H74V202H73ZM85 203H86V202H85ZM116 203H117V201H116ZM126 203H127V202H126ZM138 203H139V202H138ZM150 203H152V202L150 201ZM236 203H237V202H236ZM32 204H33V203H32ZM42 204H43V203H42ZM57 204H58V203H57ZM81 204H83V201H82ZM114 204H115V203H114ZM122 204H123V203H122ZM144 204H145V203H144ZM243 204H245V206H246V203L243 202ZM25 205H27V204H25ZM102 205H103V204H102ZM105 205H106V204H104L103 206H105ZM126 205H127V204H125V206H126ZM131 205H132V204H131ZM142 205H143V204H142ZM228 205H229V204H228ZM228 205H226V207H228ZM28 206H29V205H28ZM90 206H91V205H90ZM110 206H111V205H110ZM122 206H123V205H122ZM230 206H231V204H230ZM247 206H248V205H247ZM249 206H250V205H249ZM39 207H41V206H39ZM47 207H48V206H47ZM49 207H50V206H49ZM87 207H88V206H87ZM95 207H96V206H95ZM118 207H120V204L118 205ZM18 208H19V207H18ZM31 208H32V206H31ZM36 208H37V207H36ZM90 208H92V207H90ZM93 208H94V207H93ZM97 208H99V207H97ZM13 209H14V208H13ZM43 209H44V208H43ZM50 209H51V208H50ZM82 209H83V208H82ZM99 209H101V208H99ZM110 209H111V208H110ZM124 209H125V208H124ZM137 209H138V208H137ZM226 209H227V208H226ZM243 209H244V208H243ZM15 210H16V208H15ZM22 210H25V209H22ZM35 210H36V209H35ZM44 210H45V209H44ZM53 210L55 211V209H53ZM87 210H89V209H87ZM91 210H92V209H91ZM91 210H90V211H91ZM121 210H122V209H121ZM131 210H132V209H131ZM131 210H130V211H131ZM246 210H247V209H246ZM11 211H12V210H11ZM54 211H53V212H54ZM122 211H123V210H122ZM228 211H229V210H228ZM228 211H227V212H228ZM242 211H243V210H242ZM15 212H16V211H15ZM38 212H39V211H38ZM81 212H82V211H81ZM86 212H87V211H86ZM225 212H226V211H225ZM235 212H236V211H235ZM235 212H234V214H235ZM26 213H27V212H26ZM54 213H55V212H54ZM79 213H80V212H79ZM87 213H88V212H87ZM229 213H230V212H229ZM239 213H240V211H239ZM244 213H245V212H244ZM28 214H29V213H28ZM39 214H40V213H39ZM52 214H53V213H52ZM52 214H51V215H52ZM36 215H37V214H36ZM55 215H56V214H55ZM83 215H84V214H83ZM18 216H19V215H18ZM27 216H29V215H27ZM85 216H86V215H85ZM91 216H92V215H91ZM29 217H31V216H29ZM39 217H40V216H39ZM44 217H45V216H44ZM92 217H93V216H92ZM20 218H21V217H20ZM36 218H37V216H36ZM9 219H10V218H9ZM13 219H14V218H13ZM31 219H32V217H31ZM37 219H38V218H37ZM45 219H46V218H45ZM87 219H88V218H87ZM39 220H40V219H39ZM45 221H46V220H45ZM81 221H82V220H81ZM41 222H44V221L41 220ZM46 222H47V221H46ZM51 222H53V221H51ZM79 222H80V221H79ZM87 222H88V221H87ZM87 222H85V223H87ZM92 222H93V221H92ZM83 223H84V222H83ZM27 224H28V223H27ZM44 224H47V223H44ZM81 224H82V222H80V225H81ZM88 224H89V223H88ZM9 225H10V224H9ZM22 225H23V224H22ZM47 225H48V224H47ZM49 225H50V224H49ZM147 225H149V224H147ZM38 226H39V224H38ZM41 226H42V225H41ZM44 226H45V225H44ZM50 226H52V225H50ZM60 226H61V225H60ZM11 227H12V226H11ZM28 227H29V226H28ZM46 227H47V226H46ZM52 227H53V226H52ZM75 227H76V226H75ZM83 227H84V226H83ZM90 227H91V226H90ZM151 227H153V225H152ZM2 228H3V227H2ZM76 228H77V227H76ZM79 228H80V226H79ZM81 228H82V227H81ZM5 229H6V228H5ZM12 229H13V228H12ZM38 229H39V232L37 231L38 233L34 234V236H33V235H30L31 241L28 240L27 237H29V236H27L26 234H25V235L27 236L26 238H24V236H23V237H21L20 240H19L18 252H19V256L22 257V258L24 259L25 264H72L71 261H70L72 258H77V260H78V264H94V263L92 262V261H93L92 259H95V258H97V259L99 260V262L97 261L98 264H105V262H107V261L104 262V260H103V259H104V257H103V256H104V252H103V250H102L99 246H97V245L92 241L93 239L95 240V238H93V239L91 240V238L94 237V235H93L91 238H88V236H87V238L78 239V237L74 238V237H69V236L61 235V234H59V233L57 232L56 229H55L56 231H55L54 229H51V228H46V229L44 228L45 230H40V227H39ZM59 229H61V228H59ZM73 229H74V228H73ZM150 229H151V228H150ZM13 230H16V229H13ZM65 230H66V229H65ZM74 230H76V229H74ZM77 230H78V228H77ZM86 230H87V229H86ZM89 230H90V228H89ZM92 230H94V229H92ZM141 230H142V228H141ZM141 230H140V231H141ZM154 230H155V228H154ZM31 231H33V230H31ZM58 231H59V230H58ZM66 231H67V230H66ZM134 231H135V230H134ZM25 232H26V231H25ZM87 232H88V231H87ZM91 232H92V231H91ZM91 232H90V233H91ZM95 232H96V231H95ZM136 232H137V231H136ZM150 232H152V231H150ZM150 232L148 233V231H147V234H150ZM20 233H21V232H20ZM30 233H31V232H30ZM63 233H64V232H63ZM82 233H83V231H82ZM84 233H85V232H84ZM118 233H120V232H118ZM130 233H131V232H130ZM132 233H133V231H132ZM138 233H139V232H138ZM140 233H141V232H140ZM153 233H154V232H153ZM156 233H157V231H156ZM64 234H65V233H64ZM74 234H77V232H75ZM145 234H146V233H145ZM82 235H83V234H82ZM130 235H131V234H130ZM135 235H136V234H135ZM139 235H140V234H139ZM150 235H151V234H150ZM155 235H156V234H154L153 237H154ZM32 236H33V238H32ZM71 236H72V235H71ZM103 236H104V235H103ZM142 236H143V235H142ZM147 236H148V235H147ZM12 237H13V236H12ZM82 237H83V236H82ZM89 237H90V236H89ZM105 237H106V236H105ZM107 237H109V236H107ZM123 237H124V235H123ZM145 237H146V235H145ZM127 238H128V237H127ZM141 238H142V237H141ZM141 238H140V239H141ZM146 238H147V237H146ZM121 239H122V238H121ZM121 239H120V240H121ZM132 239H133V238H132ZM135 239H136V238H135ZM148 239L150 240V238H148ZM151 239H152V241H153V238H151ZM154 239H155V238H154ZM156 239H157V238H156ZM0 240H1V239H0ZM32 240H33V241H32ZM112 240H113V239H112ZM136 240H137V239H136ZM146 240H147V239H146ZM99 241H100V240H99ZM105 241H106V240H105ZM124 241H125V239H124ZM124 241H123V242H124ZM127 241H130V240H127ZM134 241H135V240H134ZM134 241H133V242H134ZM137 241H138V240H137ZM1 242H2V241H1ZM8 242H9V241H8ZM110 242H111V241H110ZM113 242H114V241H113ZM115 242H116V241H115ZM131 242H132V240H131ZM141 242H142V240H141ZM145 242H148V241H145ZM111 243H112V242H111ZM111 243H109V244H111ZM120 243H121V242H120ZM124 243H126V242H124ZM128 243H129V242H128ZM134 243H137V242H134ZM138 243H139V241H138ZM142 243H143V242H142ZM150 243H151V242H150ZM1 244H2V243H1ZM129 244H130V243H129ZM153 244H154V242H153ZM9 245H10V244H9ZM103 245H104V244H103ZM105 245H106V244H105ZM132 245H133V244H132ZM132 245H131V246H132ZM134 245H136V244H134ZM138 245H139V244H138ZM140 245H141V244H140ZM110 246H111V245H110ZM121 246H122V244L120 245V249H121ZM128 246H129V245H128ZM128 246H127V243H126V248H127ZM136 246H137V245H136ZM145 246H148V245H144V247H145ZM9 247H10V246H9ZM12 247H13V246H12ZM112 247H113V245H112ZM116 247H117V246H116ZM123 247H124V246H122V248H123ZM129 247H130V246H129ZM150 247H151V245H150ZM6 248H7V247H6ZM147 248H148V247H146V249H147ZM13 249H14V248H13ZM15 249H16V248H15ZM107 249H109V248H107ZM107 249H105V250H107ZM113 249H115V248H113ZM131 249H132V247L130 248V250H131ZM133 249H134V247H133ZM121 250H122V249H121ZM126 250H127V249H126ZM138 250H139V249H138ZM147 250H148V249H147ZM114 251H115V250H114ZM122 251H124V250H122ZM127 251H128V250H127ZM127 251H126V253H127ZM131 251H132V250H131ZM142 251H143V249H142ZM116 252L119 253L120 251H118V249H117ZM116 252H115V253H116ZM15 253H16V252H15ZM108 253L110 254V252H107V255H109ZM121 253H122V252H121ZM130 253H132V252H130ZM111 254H112V253H111ZM133 254H134V253H132V254H130V255L132 256ZM135 254H136V253H135ZM137 254H138V253H137ZM112 255H114V253H113ZM121 255H123V254H121ZM128 255H129V253H128ZM13 257H14V256H13ZM105 257H106V255H105ZM107 257H108V256H107ZM109 258H110V257H109ZM115 258H116V257H115ZM115 258H113V260H115ZM124 258H126V257H124ZM20 259H21V258H20ZM129 259H130V257H129ZM6 260H7V259H6ZM119 260H120V259H118L117 261H119ZM125 260H126V259H125ZM127 260H128V259H127ZM132 260H133V259H132ZM111 261H112V260H111ZM12 263H13V262H12ZM14 263H15V262H14ZM117 263H118V262H117ZM121 263H122V262H121ZM123 263H124V262H123ZM108 264H109V263H108ZM115 264H116V263H115Z\"/></svg>","mask_w":264,"mask_h":264}]
</instances>
